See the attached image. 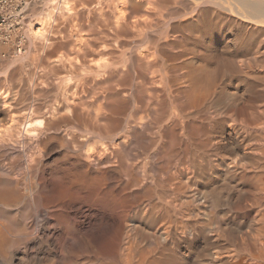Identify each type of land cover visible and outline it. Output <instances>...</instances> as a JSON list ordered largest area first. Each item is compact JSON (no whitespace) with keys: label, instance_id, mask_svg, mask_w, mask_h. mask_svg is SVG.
<instances>
[{"label":"rangeland","instance_id":"1","mask_svg":"<svg viewBox=\"0 0 264 264\" xmlns=\"http://www.w3.org/2000/svg\"><path fill=\"white\" fill-rule=\"evenodd\" d=\"M16 2H19V3H21V5H22V7H23V11H24V15H25V21H24V28H23V30H21L20 31V33H18L17 35L15 34L14 35V37H13V39L11 40V42H8V43H3V42H0V78L2 79H0V94H2V92L3 93H7V94H10L9 96H8V99L10 100V102H9V100H8V103L6 104V106L3 104V103H1V101H0V114H1V119H3V118H5L4 120L6 121V122H8V124H7V126L9 125L10 127H11V125H12V127H11V130H10V132L8 133V135L6 136V135H4L1 139H0V146H1V144H2V146L4 145V142H6V139H7V142L5 143L6 145L4 146V148L3 147H0V150L3 148V151H0V159H1V162H0V183H2L1 185H0V224H2V226H4V228H6V234L4 235V237H1L0 236V264H58L57 262H59V264H61L60 262L61 261H63L62 263L63 264H79L80 262L82 263H85L84 261H86L85 259H87L86 258V256H88V253L84 250H80L81 248L80 247H73V249H75V250H73L72 249V246L70 245V244H72V241H73V239H74V236L77 238V239H83L84 240V236H85V240L88 238V237H86V235L88 234V231L90 232L89 234L90 235H92V237L94 238L95 237V235H98L99 233L98 232H100V234L102 235H100L99 234V236H97V237H95L94 239L96 240H101V239H104V238H106V237H108V236H110L113 232L115 233V231H116V227H117V225L121 222V224L123 223V224H126V223H124V222H127L128 220H129V218L131 217L132 218V216H133V220H135L136 218H137V216H138V218L134 221V226L135 227H138L137 226V224L139 225V227H145V228H143L147 233L148 232H151V233H154L157 229H159V228H161L162 229V231H165L163 228H166V230H169V231H173L172 232V235H173V233H174V239L172 238V240H173V242H174V244H170L169 245V247H172L173 248V246L174 245H176V244H179V247L176 249L177 250V252L179 253L178 255V257H180V261H179V263L178 264H181L182 262H183V264H202V261H204V259L206 258V255H208V253H209V249H210V247L212 248L213 246H216V247H223L224 245L225 246H227V237L228 236H230V235H233L234 233L233 232H231V230H230V228H231V226L229 225V224H233V220H230L229 218H227L228 216H231V214L229 213L228 214V212H227V209L226 208H223L222 210H220L219 211V215H222V216H219V217H216V219H218L220 222H221V229L220 230H217V231H214L212 228H211V226L207 223L208 222V219L207 218H204V216L203 215H200L199 214V211H198V208H199V205H198V203H195V201H194V199L192 198V197H194V194H195V192H196V190L198 189H201V187H202V189H204V188H209V187H212V185L213 186H216V187H221V186H223V183L221 182V180L219 179V178H217V172H221L222 174L223 173H226V169H223V168H225L224 166L222 167V166H220L219 167V162H220V160H222V159H224L223 158V155H224V157H225V159L226 158H230V155H229V153L227 154V151H220V153H219V151H216L214 148H215V143L217 144V145H219V144H221V142H220V139H217V138H220L219 137V135H217L218 133L216 132L217 130L215 129V130H207V132L206 131H203V130H200V129H198V128H194V130H193V124H196L197 126L199 125V126H202L203 127V125L204 126H206V127H208L207 126V124H204L200 119H198V117L195 115V114H190L189 115V117L188 116H186V118H183L182 120H181V123H183L182 121H184V126L182 127L181 126V123H175L174 125H173V123L174 122H176V121H174V122H172V120L174 119V117H173V119L171 120L170 118H172V116H173V114L174 113H176L177 112V109L175 108V105L173 104L172 106L174 107V110H176V111H173V107L171 106V104H170V99H172V101H173V95H171L170 97H172V98H170L169 99V97L167 96V95H165V94H162L161 93V88H159L160 86L158 85L157 86V84H155L157 87H155V85H153L155 88H153V86L152 85H150V84H154V82L153 81H151L150 80V76L152 75V73L151 72H153V71H151V70H155V68L152 66V69H151V65H149L150 67H148V65H146V63L145 62H143L142 63V61H140V59H139V57H138V55H139V52H140V49H143V48H145V46L147 47V48H153L154 47V45H153V41L155 40V41H157L158 40V38L159 37H161V34H162V32H164L165 31V27H164V25L161 23V22H158V20H157V16H156V18L154 17L155 15L152 13L153 11H150V9H148V7L145 9V12H147L146 10L148 9V12H147V15H146V13H144L143 12V9L145 8V7H143V8H141V9H139V10H135V11H133L132 12V20H137V19H139V21L140 22H142L143 21V19L146 21L147 20V22H145V23H142L143 25L141 26V24H138V26H137V30H141V29H138V28H143V30L142 31H144L145 29V31L144 32H138L137 30H136V26H132V27H130L131 29H133V31L132 30H130L129 29V27H124L123 29H120L119 31H115L114 30V26L115 25H113L114 24V18L112 19L113 20V24H112V20L110 19V22H109V18H112V17H114V14L112 13V11L111 12H102V13H99V14H101V16L99 15V14H96V18L94 19L93 17H95V16H93L94 14H89L87 11L86 12H84L85 14H83V11H82V13H80L81 12V10H79V11H77V12H74L73 14L74 15H72V13H68V12H65V13H58L57 12V9H55L54 8V6H55V3L57 2L56 0H15ZM51 1H52V3H51ZM54 3V4H53ZM53 8V9H52ZM55 12H56V14H55ZM138 12V13H137ZM143 12V13H142ZM86 13H88V14H86ZM108 15H107V14ZM109 13H111L110 15H109ZM141 13V14H140ZM52 14H54V15H52ZM77 14V15H76ZM80 14V15H79ZM108 17H106L105 15ZM136 14V15H135ZM51 15V17H46V16H50ZM61 15V16H60ZM68 15H70V16H68ZM84 16V17H82V16ZM87 15H88V17H87ZM103 15H104V17H103ZM141 16V18L140 17H138V16ZM144 15L145 16H147L146 18L147 19H145V17H144ZM52 16H53V18H52ZM58 16V17H57ZM93 16V17H92ZM112 16V17H111ZM143 16V17H142ZM152 16H153V19H151L152 18ZM47 18L46 20H45V18ZM61 17H63L62 18V20H61ZM80 17H82L84 20H85V22H84V20L83 19H81ZM101 17H103V18H105L104 19V24H102V19L103 18H101ZM137 19H136V18ZM44 18V21L45 22H47V24L48 25H46V28H45V31H44V33L45 34H43V36H42V39H41V36H40V39H38V35H36V32H39V31H41V29H42V24H40L39 22H40V20L41 19H43ZM74 18H75V22H74ZM87 18H88V20H89V22H87ZM90 18V19H89ZM57 19H58V22H57ZM80 19H81V22H80ZM92 19H94V22H93V20ZM99 19V20H98ZM101 19V20H100ZM108 19V20H107ZM141 19V20H140ZM151 19V20H150ZM38 20H39V22H38ZM59 20H60V22H59ZM91 20H92V22H91ZM96 20H97V22H96ZM105 20H107V22L105 23ZM148 20H149V22H148ZM157 20V21H156ZM37 21V22H36ZM52 22V23H51ZM64 22V23H63ZM84 22V23H83ZM93 23V24H91V23ZM38 23H39V25H38ZM54 23V24H53ZM57 23H59V24H57ZM85 23H86V26H85ZM109 23V24H108ZM148 23V24H147ZM152 23V24H151ZM155 23V24H154ZM161 23V24H160ZM51 24V25H50ZM57 24V26H55ZM62 24H65V25H63L62 26ZM87 24H89V25H91V26H88ZM111 24H112V26H111ZM76 25V26H75ZM145 25V26H144ZM149 25V26H148ZM150 25H151V27H150ZM63 27V28H61V27ZM64 26H66V27H64ZM106 26H109V27H107L106 28ZM144 26V27H143ZM50 27V29H48L47 30V28H49ZM60 27V28H59ZM111 27V28H110ZM113 27V28H112ZM146 27V28H145ZM153 27H155V28H153ZM164 27V28H163ZM53 28V29H52ZM110 30H109V29ZM128 28V29H127ZM135 28V29H134ZM72 31H71V30ZM112 29V30H111ZM159 29V30H158ZM37 30V31H36ZM109 30V31H108ZM130 30V31H129ZM135 30V31H134ZM148 30H150V31H148ZM155 30V31H154ZM158 30V31H157ZM162 30V31H161ZM35 33H34V32ZM47 31V32H46ZM78 31V32H77ZM110 31H114L113 33L111 32L110 33ZM132 31V32H131ZM137 31V32H136ZM63 32V33H62ZM67 32H69V33H67ZM73 32V33H72ZM79 32H82V33H79ZM116 32H117V34H116ZM136 32V33H135ZM159 33V34H156V35H154L155 33ZM161 32V33H160ZM34 33V34H33ZM61 33H62V35H61ZM143 33H144V37H143ZM147 33V34H146ZM154 33V34H153ZM65 34H66V36H65ZM68 34H71L70 36L68 35ZM73 34V35H72ZM78 36H76V35ZM81 35V37H82V39H80V35ZM114 34H116L117 36H119V37H122V38H119V37H117L116 35H114ZM135 34V35H134ZM152 36V38H151V36ZM35 35V36H34ZM76 36V38H75V36ZM115 37H114V36ZM154 35V36H153ZM176 35V34H175ZM37 36V37H36ZM59 36H62L61 38H62V40H63V43H62V40L60 39V37ZM64 36H65V38H64ZM129 36L131 37V36H133V38L131 37V38H129ZM147 36H149V37H147ZM17 37H21V38H23L24 39V41H25V44H23L24 45V50H23V52H22V54H18V52H17V43H16V40H17ZM66 37L67 38H69L70 40L72 39L74 42H75V40H77V38L78 39H80V40H87L85 43H87L88 42V40H89V44H85L84 42H83V45H82V47L84 48V49H82V50H84V52H83V54L84 53H86V54H84L85 55V57L88 59L87 60V62L90 64H93L94 62V64H99V63H101L100 65H98L99 67H102L103 69L101 70V71H99L98 70V72H97V70H96V65H95V68L93 67L94 66V64H93V66L90 64V65H88L87 64V66H86V68H90L91 67V69H87L86 71L88 72L89 70H91V71H89L90 73H88V75H87V72L86 73H83L84 74V77L81 75V72H85V71H80V69L79 68H77L78 69V72H80V73H78L77 72V69H76V71L73 73L72 72V69H65L63 66H58L57 65V68L58 69H56L55 67H56V65H54L53 64V62L55 61V59H57L58 57H60V56H63L64 54L62 53V52H64V53H66L64 56H67V55H70L71 56V54H72V57H74L75 56V52L73 51L74 50V42H72V40H71V42H70V40L69 39H67L68 40V42H66L67 40H66ZM72 37V38H71ZM85 37H86V39H85ZM117 37V38H116ZM134 37H137V38H134ZM149 38V39H147V38ZM156 37V38H155ZM74 38H75V40H74ZM88 38V39H87ZM116 38V39H115ZM153 38H155L154 40H153ZM50 39V42L48 41ZM66 41H65V40ZM230 39H232V38H230ZM261 39H262V37H261ZM134 40V41H133ZM142 40V41H141ZM144 40V41H143ZM149 40V41H148ZM180 40H182V39H178L177 41L179 42ZM48 41V42H47ZM54 41V42H53ZM137 43H136V42ZM170 41L171 42H173V40H171L170 39ZM133 42H135V44H134V46H133ZM142 42L145 44V42H147L146 44H145V46L142 44ZM56 43V44H55ZM76 43V42H75ZM90 43H93L94 45H90ZM44 44V45H43ZM50 44H51V47H47V46H50ZM59 44H61V45H63V44H65V45H63V46H65L64 48H63V46H61V45H59ZM67 44H70V45H68V47L66 48V45ZM138 44V45H137ZM139 44H142V45H139ZM59 45V46H58ZM71 45H73V47H71ZM84 45H86V46H84ZM87 45H89L88 46V49H87ZM135 45H137V46H135ZM46 46V47H45ZM93 47V46H95V47H93V48H91L94 52H95V54H96V56L94 55V53H93V51L90 49V47ZM128 46V47H127ZM140 47L141 46V48L139 49V48H137V47ZM44 47V48H43ZM62 47V48H61ZM70 47V48H69ZM131 47V49H128V48H130ZM135 47V48H134ZM66 48V49H65ZM105 48V49H104ZM110 50H109V49ZM166 48V49H165ZM85 49H87V50H85ZM104 49V50H103ZM133 49L135 50V52H133ZM137 49H139L138 51H137ZM146 49V48H145ZM89 50V52H85V51H88ZM128 50H130V51H128ZM172 49H169L168 50V48L167 47H164L163 48V51H162V53H163V55H164V57H165V59L167 60V62L169 63V64H172V63H174V64H177V62L175 63V62H173L172 60H173V57H171V55L172 54H176V53H178L180 50L179 49H173V51H171ZM177 50H179L178 52H177ZM70 51V52H69ZM92 51V52H91ZM99 51L101 52V53H99ZM131 51H132V53H131ZM137 51V52H136ZM175 51V52H174ZM69 52V53H68ZM91 52V53H90ZM174 52V53H173ZM88 53V54H87ZM92 53H93V55H94V57L92 56ZM135 53V54H134ZM137 53V54H136ZM60 54H62V55H60ZM98 54V55H97ZM23 55V56H22ZM55 55H56V57H55ZM74 55V56H73ZM87 55V56H86ZM22 56V57H21ZM131 56H133L132 58H131ZM136 56V57H135ZM52 57V58H51ZM90 57V58H89ZM92 58H94V59H92ZM130 60H129V59ZM135 58V59H134ZM251 58H253V57H251ZM51 59V60H50ZM53 59H54V61H53ZM90 59L92 60L91 62H90ZM125 59H126V61H127V59H128V65L129 66H127V62L125 61ZM138 59V60H137ZM131 60H134L133 62L131 61ZM253 60V59H252ZM48 61V62H47ZM49 61H50V63H49ZM97 61V62H96ZM138 61V62H137ZM47 62V63H46ZM104 62H105V68H104V65H102V63L104 64ZM118 63V64H115V63ZM126 62V63H125ZM131 62L133 63V64H131ZM53 65H52V64ZM110 63V64H109ZM131 64V66H130V64ZM178 63H183V61H178ZM46 64V65H45ZM119 64H121V66H119ZM123 64H124V67H122L123 66ZM144 64V65H143ZM109 65V66H108ZM111 65H113V66H111ZM116 65H118L117 67L119 68V70L120 69H122V70H124V71H121V73H120V71L118 70V68L117 69H115V71H114V68H116V67H114V66H116ZM126 65V66H125ZM137 65V66H136ZM146 65V67H147V70L148 71H150V72H148L145 68L146 67H144ZM89 66V67H88ZM134 66H135V68H134ZM63 67V68H62ZM92 67H93V69H92ZM109 67V68H108ZM110 67H111V70H110ZM121 67V68H120ZM53 68H55V69H53ZM126 69V71H125V69ZM95 69V70H94ZM109 70V72H108V70ZM133 69H135L134 71H133ZM141 69V70H140ZM150 69V70H149ZM68 70V71H67ZM69 70H71L70 72H69ZM75 69H73V71H74ZM94 71V74L92 73L93 71ZM118 70V71H117ZM137 70V71H136ZM103 71H105L106 73H103ZM113 71V72H112ZM136 71V72H135ZM146 72V75H147V77H146V75H145V72ZM3 72V73H2ZM77 72V73H76ZM102 72V74H106V75H102V76H100L101 73ZM148 72V73H147ZM72 73V74H71ZM92 73V74H91ZM98 73L100 74V75H98ZM108 73V74H107ZM115 73V74H114ZM120 73V74H119ZM131 73H133L134 75H132ZM142 73H143V75H142ZM81 75L80 77H79V75ZM96 74V75H95ZM123 74H125V76L123 75ZM128 74V75H127ZM139 74V75H138ZM141 74V75H140ZM151 74V75H150ZM6 75V76H5ZM68 75V76H67ZM75 75V77H79L78 78V81H77V78H73V76ZM86 75L88 76L87 78H86ZM89 75H90V79H89ZM91 75H94V76H92V78H91ZM115 75V76H114ZM2 76H4V77H2ZM99 76V77H98ZM107 76V77H106ZM111 76V77H110ZM121 77V76H123V78L121 77V78H119L118 79V77ZM144 76V77H143ZM67 77V78H66ZM68 77H72L73 78V80L71 81V82H69V83H67L68 81H69V79L70 78H68ZM105 77V78H104ZM108 77H110L109 79H108ZM114 77H116V79L114 78ZM146 77V78H145ZM152 77V76H151ZM95 78V79H94ZM98 78V79H97ZM113 78V79H112ZM135 79V80H132V79ZM142 78H143V80H145V81H143L142 80ZM67 79V80H66ZM85 79V80H84ZM92 79V80H91ZM104 79H105V81H104ZM107 79H108V82H107ZM110 79H112V81H114L113 82V85L111 84L112 82L110 81ZM115 79V80H114ZM137 79V80H136ZM138 79H140L141 81V83L143 84H141L140 82H139V80ZM147 79H148V81H150V82H148L147 81ZM86 80H87V82H88V80H90L91 82H88V83H92L91 85L90 84H88L87 82H86ZM94 80H96V81H94ZM102 80V82L104 81V82H106V83H103L102 84V82H100V81ZM126 80V81H125ZM45 81V82H44ZM78 83H77V82ZM83 81V82H82ZM98 81V82H97ZM110 81V82H109ZM133 81V82H132ZM230 81V79L229 80H225V82H227L228 84L230 83V87H229V85L227 84L226 86H228V87H226V94H228V95H231L232 94V97H233V95H234V98H232L233 100H236L237 99V97H238V100H240V98H239V96L241 97V100L240 101H244L245 99H247V94H248V89H244L245 87H247V84H245L244 85V83H246L245 81H242V79L241 80H239L238 82H237V80L234 78H232V82H229ZM66 82V83H65ZM81 82V83H80ZM84 82H86V83H84ZM95 82H97V84L95 83ZM101 84H100V83ZM136 82V83H135ZM153 82V83H152ZM83 84L82 85V87L80 86V84ZM99 83V84H98ZM108 83H110L109 85H106V84H108ZM132 83V84H131ZM139 83H140V85H139ZM242 83H243V85H242ZM65 84V85H64ZM68 86H67V85ZM78 84H79V87H78ZM88 84V85H87ZM116 84V85H115ZM144 84H145V86H144ZM238 85V87H237V85ZM85 85L86 86H88V87H91V88H88V87H85ZM94 85L96 86V87H94ZM106 85V86H105ZM114 85H115V87H114ZM117 85H119V86H117ZM130 85V86H129ZM150 85V86H149ZM137 86V87H136ZM144 86V87H143ZM241 86V87H240ZM69 87H70V90L72 91H69L68 92V89H69ZM73 87V88H72ZM75 87V88H74ZM78 87V89H76ZM84 87V88H83ZM117 87V88H116ZM128 87V88H127ZM132 87V88H131ZM231 87H233V88H231ZM236 87H237V90H238V92H235V90H236ZM64 88H66V89H64ZM86 88V89H85ZM122 88H125V89H127V91H125V89H122ZM131 88V89H130ZM137 90H136V89ZM141 88H143V89H141ZM150 88H153V89H151V91L152 90H154V91H152V92H150ZM229 88V89H228ZM243 88V89H242ZM21 90L19 93H18V91H16V90ZM63 89V90H62ZM74 89V90H73ZM75 89H76V91H75ZM82 89H84V93H85V95L83 94V97H82V95H81V91H82V93H83V90ZM116 89H121L120 91L119 90H117V92H116ZM130 89V90H129ZM145 89H147V90H145ZM149 89V90H148ZM156 89V90H155ZM233 89V90H232ZM12 90H14V91H12ZM78 90V91H77ZM81 90V91H80ZM87 90V91H86ZM123 90V91H122ZM236 90V91H237ZM246 91V93H245V91ZM64 91H65V93H67V94H65L64 93ZM127 92L126 94H125V92ZM134 91V92H133ZM136 91V92H135ZM149 91V92H148ZM9 92V93H8ZM15 92H17V93H15ZM73 92H74V94H73ZM138 92V93H137ZM155 92V93H154ZM230 92V93H229ZM233 92V93H232ZM22 93V95H21V97H20V94ZM60 93H62V94H60ZM75 93H77V94H75ZM118 93V94H117ZM121 93H123L124 95H122ZM130 95H129V94ZM136 93V94H135ZM159 93V94H158ZM237 93V96H235V94ZM246 94V96H245V94ZM18 94V95H17ZM56 94V95H55ZM57 94H60V95H57ZM69 98V99H66L67 97L65 96V95ZM113 94V95H112ZM115 94H117V95H115ZM120 94V95H119ZM161 94H162V96H161ZM241 94V95H240ZM13 97H12V96ZM14 95H15V98H14ZM62 95V96H61ZM65 97H64V96ZM75 95V96H74ZM122 95V96H121ZM131 95H132V97H131ZM145 95V96H144ZM147 95H152L151 97H149V96H147ZM156 95V96H155ZM245 96V97H243V96ZM55 96H59V98H57V97H55ZM78 96V97H77ZM117 96V98L118 99H116L115 97ZM146 96H147V98L148 99H146ZM23 97V98H22ZM124 97V98H123ZM128 99H126V98ZM155 97V99H153ZM160 99H159V98ZM165 97H168L167 98V102H166V100H165ZM13 98V99H12ZM53 98H55V99H53ZM58 99V101H57V99ZM64 98V99H63ZM78 100L79 99V101H80V98H82V101L80 102V103H82L81 105L83 106V107H85V108H83V107H81V105L79 104V102L76 100V99ZM86 98V99H85ZM97 98H99V99H97ZM111 100H110V99ZM119 98H123V99H119ZM129 98H131V99H129ZM236 98V99H235ZM23 99H24V101H23ZM61 99V100H60ZM70 99H71V101H70ZM74 99V100H73ZM114 99V100H113ZM134 99V100H133ZM159 99V100H158ZM169 99V100H168ZM14 100V101H13ZM55 100V101H54ZM60 100V101H59ZM63 100V101H62ZM76 100V101H75ZM83 100L85 101V105H84V102H83ZM131 100V101H130ZM157 100V101H156ZM20 101H22V102H20ZM68 102V103H66V102ZM117 101V102H116ZM130 103H129V102ZM134 101V102H133ZM146 101V102H145ZM154 101H156V102H154ZM159 101V103H157ZM49 102V103H48ZM51 102H52V105H53V107H52V105H51ZM57 102V103H56ZM65 102V103H64ZM73 102V103H72ZM142 102V103H141ZM11 103H13V104H11ZM16 103V104H15ZM20 103V104H19ZM47 103V104H46ZM58 103H59V107H58ZM70 103V104H69ZM126 103V104H125ZM145 103V104H144ZM151 103V104H150ZM166 103H167V105H166ZM56 104V105H55ZM65 104V105H64ZM69 104V105H71L70 107H68L67 105ZM108 104V105H107ZM131 104H132V106H131ZM148 104H150V105H148ZM170 104V105H169ZM3 105V106H2ZM7 105H11V106H7ZM16 105V106H15ZM20 105V106H19ZM48 105H50V106H48ZM62 105H64V106H62ZM72 105H75L74 107L75 108H73V106ZM107 105V106H106ZM115 105V106H114ZM129 105V106H128ZM152 105V106H151ZM153 105H155L156 107H154ZM14 106V107H13ZM18 106L20 107L19 109H18ZM47 108H46V107ZM68 108H67V107ZM77 106H79V107H77ZM110 106V107H109ZM128 106V107H127ZM138 106H141V107H138ZM170 106V107H169ZM7 107V108H6ZM9 107V108H8ZM11 107V108H10ZM58 108V112L57 111H53V113L51 114V111L53 110V108ZM61 107H64V108H62V109H60ZM65 107H66V109H65ZM104 108L103 109V111L101 110L102 108ZM117 107V108H116ZM137 107H138V109H137ZM144 107V108H143ZM7 110H9L10 112V114H11V116L12 115H15V116H12L11 118H9L8 116H6V113L4 114V113H1V112H3V111H5L6 109ZM12 108H14V109H12ZM24 108V109H23ZM36 108H37V110H36ZM40 108L42 109V110H40ZM45 108V109H44ZM52 108V109H51ZM71 108V110H69ZM81 108H83V109H81ZM139 108H141V109H139ZM151 108V109H150ZM22 109V110H21ZM32 109H34V110H32ZM67 109H68V111L69 112H65V111H67ZM81 109V110H80ZM89 111H91L92 112V114H91V112H89ZM105 109H107V110H105ZM133 109V110H132ZM146 109H150V111H148V110H146ZM153 109V110H152ZM156 109V110H155ZM6 110V111H7ZM12 110H15V111H12ZM20 110V111H19ZM46 110V111H45ZM51 110V111H50ZM61 110V111H60ZM81 112V114H80V112ZM83 110V111H82ZM102 112H101V111ZM138 110V112L136 113V111ZM152 110V111H151ZM157 110H158V112H157ZM12 111V112H11ZM16 111H18V112H16ZM36 111V112H35ZM45 111V112H44ZM73 111V112H72ZM98 111V112H97ZM102 113H100V112ZM130 111V112H129ZM140 111V112H139ZM47 112V113H46ZM56 112V113H55ZM77 112H79V114L77 113ZM95 112H96V114H95ZM106 112V113H105ZM128 114H127V113ZM146 112V113H145ZM32 113V114H31ZM37 113V114H36ZM46 113V114H45ZM48 113H50V114H48ZM54 113H55V115H54ZM70 115H69V114ZM72 113V114H71ZM90 115V118L88 117V114ZM104 113V114H103ZM141 113V114H140ZM145 113V115H148V117L147 116H145V115H143ZM151 113H152V115H151ZM158 113V114H157ZM169 113H170V115H169ZM4 114V115H3ZM20 116H24L23 118L22 117H20ZM41 114H43V115H41ZM45 114V115H44ZM57 114H61L60 116L59 115H57ZM86 114V115H85ZM108 114V115H107ZM123 114V115H122ZM127 114V115H126ZM138 114V115H137ZM34 115V116H33ZM36 115H38V116H36ZM43 116L42 118H43V121H42V118H41V116ZM48 115V116H47ZM62 115H64L63 117H61ZM79 115V116H78ZM96 115V116H95ZM99 115V116H98ZM108 117H107V116ZM110 115V116H109ZM140 115V116H139ZM144 116V118H146V120L143 118V116ZM166 115H167V118H166ZM193 115V116H192ZM4 116V117H3ZM40 116V118L39 119H37L36 117H39ZM45 116V117H44ZM53 116L55 117V118H53ZM59 116V117H58ZM69 116V117H68ZM72 116V117H71ZM84 118H83V117ZM98 116V117H97ZM104 116V117H103ZM113 118H112V117ZM129 116V117H128ZM155 116V117H154ZM192 116V117H191ZM194 116H196L197 118H195ZM16 117H19V118H16ZM29 119H28V118ZM36 119H35V118ZM51 117V118H50ZM71 117V118H70ZM86 117V118H85ZM97 117V118H96ZM99 117H100V119H99ZM103 117V118H102ZM105 117H107V118H105ZM135 117V118H134ZM140 117V118H139ZM157 117V118H156ZM14 118H15V120H14ZM32 118H34L33 119V121H31L32 120ZM47 120V121H45V119ZM54 119V121H53V119ZM57 118V122L55 121V119ZM81 118V119H80ZM85 119V121H83V119ZM88 118V119H87ZM91 118H93V119H91ZM95 118V119H94ZM118 118H120V119H118ZM123 118H125V120H126V122L124 123V119ZM130 118V119H129ZM151 118V120H148V119H150ZM153 118V119H152ZM90 119V120H89ZM102 119V120H101ZM129 119V120H128ZM132 119V120H131ZM135 121H134V120ZM162 119H165V120H163L162 122H163V124H161L162 122H161V120ZM166 119H167V121H166ZM168 119H170V120H168ZM20 120H22L21 122H20ZM29 120V123H27L26 125H24L27 121ZM40 120H41V122H40ZM49 120V121H48ZM73 120H75V123H74V121ZM82 120V121H81ZM92 120H96L95 122H93L92 123ZM99 120H101V122L99 121ZM104 120V121H103ZM141 120V121H140ZM145 120V121H144ZM148 120V122H146ZM193 120H195V121H193ZM12 123H11V122ZM16 121V122H15ZM19 121V122H18ZM45 121V122H44ZM79 121H80V123L81 122H83V123H79ZM89 121L92 123H89ZM105 121H107V124H106V122ZM114 121V122H113ZM133 121V122H132ZM136 121H140V123H138V122H136ZM190 123H189V122ZM24 124H23V123ZM31 122H33V123H31ZM38 122H40V123H38ZM48 122H49V124H48ZM51 122V123H50ZM55 122V123H54ZM73 122V123H72ZM84 122H86V123H84ZM130 122V123H129ZM141 122H146L145 124L144 123H141ZM150 122V123H149ZM166 122V123H165ZM200 122H201V124H200ZM11 123V124H10ZM15 123V124H14ZM18 125H17V124ZM20 123H22V125H20ZM38 123V124H37ZM54 123V125H52ZM89 123V124H88ZM100 123V124H99ZM101 123L103 124V126L101 125ZM106 125H105V124ZM152 123V124H151ZM167 123H170V124H168L167 126H166V128L164 129L165 131V135H164V137H163V140L164 141H168L167 142V147L168 148H171L172 146H174V149H176L175 151H166V150H169V149H163V148H158V146H159V144L161 143V141H162V139H159L158 140V138H160V136L158 135L159 134V130H157V129H160L162 126H164V125H166ZM203 123V124H202ZM30 124V125H29ZM35 124H37L38 126H35ZM59 124V125H58ZM76 124L78 125L77 127L78 128H80V126H82L83 127V125H84V128L82 129V127L80 128V129H78V128H76ZM83 124V125H82ZM122 124V125H121ZM132 124H135V125H132ZM137 124V125H136ZM150 124V125H149ZM180 124V125H179ZM16 125H17V127L18 126H22V128H20V127H18V128H20V129H18L17 127H16ZM47 125V126H46ZM56 125V127H58V128H56V127H54ZM72 125V126H71ZM80 125V126H79ZM88 125V126H87ZM96 125V126H95ZM98 125H101V126H98ZM109 125V126H108ZM124 125V126H123ZM138 125H139V127H138ZM161 125V126H160ZM173 125V126H172ZM183 125V124H182ZM25 126V127H24ZM27 126V127H26ZM31 126H33L32 128H31ZM44 126V128H42ZM59 126H60V128H59ZM87 126V127H86ZM93 126H94V128H95V130H91V129H94L93 128ZM107 126V127H106ZM128 126V127H127ZM153 126V127H152ZM156 126V127H155ZM170 128H169V127ZM23 127H24V129H23ZM37 127V128H36ZM49 129H48V128ZM64 127V128H63ZM68 127V128H67ZM104 127V128H103ZM127 127V128H126ZM172 127V128H171ZM177 127H178V129H177ZM182 128V130L183 129H185L183 132H182V130H181V128ZM18 129V130H16V129ZM38 128H40L39 130H34V129H38ZM46 128V129H45ZM54 128V129H53ZM72 130H71V129ZM75 128V129H74ZM89 128V129H88ZM103 128V129H102ZM107 129V131H106V129ZM129 128V129H128ZM131 128H133V130L131 129ZM134 128H136L135 130H134ZM143 128V130H141ZM168 128V129H167ZM177 130H176V129ZM180 128V129H179ZM21 129L23 130V131H21ZM27 129V130H26ZM30 129H32V130H30ZM66 129V130H65ZM76 129H78V130H76ZM86 129V130H85ZM105 129V130H104ZM121 129H123V131H127V132H123ZM140 129V130H139ZM167 129V130H166ZM175 129V130H174ZM14 130V131H13ZM20 130V131H19ZM42 130H44L43 131V134H41L42 132ZM69 130V131H68ZM74 130V131H73ZM76 130V131H75ZM82 130L87 134L85 137L83 136V135H85V133L83 134V132H82ZM87 130H91V132L93 131H95L92 135H90L89 136V134L91 133H89V131H87ZM129 130H130V132H129ZM156 130V131H155ZM161 130V129H160ZM171 130V131H170ZM189 130V131H188ZM16 131V132H15ZM17 131H19L20 133L21 132H23V133H18ZM27 131V132H26ZM38 131H40V132H38ZM46 131V132H45ZM47 131H48V133H49V135L51 134V136H48V135H46V134H48L47 133ZM57 131V133H55ZM68 131V132H67ZM87 131V132H86ZM108 131H110L109 133H108ZM115 131V132H114ZM148 132V134H147V132ZM151 133H150V132ZM168 131V132H167ZM180 131V132H179ZM13 132L15 133V135H13ZM30 132V133H29ZM32 132V133H31ZM34 132H36V133H34ZM51 132H53V133H51ZM62 132V133H61ZM65 132H66V136H68V137H65ZM74 132H77V133H74ZM79 132V133H78ZM99 132V133H98ZM120 132H122L121 134L124 136V137H126V138H122L123 136L121 135H119L118 133H120ZM132 132H133V134H132ZM137 132V133H136ZM153 132V133H152ZM173 132V133H172ZM177 132V133H176ZM199 132V133H198ZM206 132V133H205ZM40 133V134H39ZM45 133V134H44ZM58 133H60V134H58ZM64 133V135L62 136V134ZM69 133H71V134H69ZM101 133V134H100ZM104 133V134H103ZM126 135H125V134ZM149 133H150V135H149ZM174 133H175V135H174ZM182 133H183V135L185 136V135H187L188 137H195V138H197L196 140H201V141H205V140H209L208 141V145L202 150L203 152H204V154L206 153V158L208 159V161H204L203 160V158H201V157H194L193 155H188V157H187V155H185V154H183V156L184 157H186L187 159V161H188V158H189V161H194V163L197 165V166H199L200 167V169H201V171H203V170H205L206 171V174L204 175V176H202V177H197V179H195L193 182L194 183H190V185H187L186 184V181H185V178H186V180H187V178L190 176H188V175H184V176H182L183 177V179H182V177L180 178V179H176V180H173V181H171V185L173 186H171V188H173V189H175V191L173 192V194L171 193L170 194V197L171 196H173V197H171L172 199H174V200H172L171 198L169 199L170 201H172V204H170L169 206V212L171 213V215L169 216H167V219H165L166 217H163V218H161V220L159 221L160 223L158 224V225H155V226H152V228H150L149 227V225H148V223H149V217H151V215L149 214V215H144V217H143V215L142 214H140V212H141V210L145 207L146 209H148L149 210V206H150V204L152 203L151 202V200H153V195H154V185L156 184V182L158 181L157 179H158V175H161V176H164L165 175V171L166 170H163L162 169V167H165L166 166V164H169V169H170V173L173 171H175V168H176V166H175V159H174V155H172V154H175V152L176 153H179L180 151H181V149H179L178 147H180V145L182 144H180V141H178V139L180 138V139H183V147L182 148H184L185 146H184V143L185 142H187L188 140H186L188 137L187 136H182ZM187 133V134H186ZM197 133V134H196ZM201 133V134H200ZM217 133V134H216ZM35 134H37V135H35ZM55 134V135H54ZM58 134V135H57ZM76 134H79V137L81 138H79L78 137V135H76ZM81 134H83V135H81ZM97 135L96 136V138H95V136L94 135ZM103 134V135H102ZM107 134V135H106ZM133 136H132V135ZM181 134V135H180ZM198 134H200L201 136H199ZM21 135V136H20ZM30 135H35V137L33 138L32 136H30ZM43 135V136H42ZM44 135H46V136H44ZM59 135H61V136H59ZM82 137H84V138H82ZM104 135H106V136H104ZM116 135V136H115ZM127 135H129L130 137L128 138V136ZM149 135V137H147ZM154 135V136H153ZM172 135V136H171ZM198 135V136H197ZM215 135H217V136H215ZM27 136V137H26ZM41 136V137H40ZM58 136V137H57ZM75 137L76 136V138H72L75 142H76V144H78L79 142H77V140H78V138L80 139V143H83L86 139H88V140H92V139H94V140H92L91 142L90 141H86L85 143H83V144H78V145H75V143H74V141L71 139V137ZM100 136H102V138H103V136H104V138L105 139H101L100 138ZM118 136V137H117ZM171 136V137H170ZM215 136V137H214ZM6 137V138H5ZM10 137V138H9ZM12 137H15V138H12ZM32 137V138H31ZM40 137V138H39ZM46 137H47V139H46ZM48 137H50V139L48 138ZM60 137V138H59ZM90 137H92V139L90 138ZM117 139H116V138ZM121 137V138H120ZM132 137V138H131ZM187 137V138H186ZM215 139H214V138ZM4 138V139H3ZM22 140H20V139ZM27 138V139H26ZM53 138H54V140H53ZM64 138H66L67 140H65ZM90 138V139H89ZM115 138V139H114ZM119 138V139H118ZM164 138H167V140L166 139H164ZM205 140H204V139ZM211 138V139H210ZM11 139V140H10ZM12 139H14L13 140V142L14 143H12ZM19 140V141H17V140ZM26 139V140H25ZM29 139V140H28ZM31 139H33V142H32V140ZM61 140L60 142H59V140ZM62 139H64L65 141L63 142V140ZM69 139L70 140H72V141H69ZM77 139V140H76ZM97 139H100V140H97ZM125 139V140H124ZM127 139V140H126ZM135 139V140H134ZM152 139V140H151ZM173 139V140H172ZM179 139V140H180ZM50 142H49V141ZM57 140V141H56ZM112 140V141H111ZM115 140V141H114ZM118 140V141H117ZM146 140V141H145ZM169 140H170V142H169ZM2 141V142H1ZM16 141V142H15ZM27 141H29V142H27ZM39 141V142H38ZM54 141V142H53ZM83 141V142H82ZM96 141V142H95ZM104 142V143H102V142ZM110 141V142H109ZM121 141H123V142H121ZM128 141L131 143V146H130V143H128ZM133 143H132V142ZM171 141H172V143H171ZM19 142H21V143H23V144H21V143H19ZM26 142L27 143H30V144H27L26 145ZM34 142H36V144L37 145H35L34 146ZM38 142V143H37ZM46 142V143H45ZM52 142V143H51ZM55 142H57V143H55ZM101 142V143H100ZM121 142V143H120ZM155 142V143H154ZM219 144H218V143ZM8 143H12L11 145L10 144H8ZM51 143V144H50ZM54 143V144H53ZM63 143H64V147H63ZM89 143H90V145H89ZM93 143V144H92ZM94 143H95V146H94ZM102 145H104V144H106V145H104L103 147L102 146H100V144ZM114 143H115V146H114ZM118 143L119 144H121L120 145V148L119 147H117V145H118ZM128 143V144H127ZM136 143V144H135ZM22 146H21V145ZM40 144V145H39ZM41 144H43V145H41ZM46 144V145H45ZM57 144H62L60 147H62V148H60L59 146L57 147ZM74 144V145H73ZM107 144H109V145H107ZM112 144H113V147H110V145L112 146ZM126 144V145H125ZM134 144V145H133ZM155 144L157 145V146H155ZM210 144H212V145H210ZM7 145H9L10 146V148L8 149V148H6V146ZM15 145H16V148H15ZM21 147H20V146ZM28 145H29V148H28ZM54 147V145H55V147L56 148H58V149H56L55 147H54V149H52L53 147ZM72 145H73V148H72ZM80 145H82L83 146V149L80 147ZM89 145V146H88ZM129 145V146H128ZM154 145V146H153ZM14 146V148H12ZM26 146V147H25ZM37 146H40L39 147V149H38V147ZM46 148H45V147ZM67 146V147H66ZM88 146V147H87ZM93 146H94V148L95 149H97V150H95L94 148H93ZM99 146H100V149H102V148H104L105 147V149L106 150H99ZM125 146H126V148H125ZM19 147V148H18ZM23 147H25L24 149H23ZM31 147V148H30ZM37 147V148H36ZM65 147H66V149H65ZM69 147V148H68ZM74 147H78V149L80 150L79 152L81 153L82 152V155L78 152V150H77V148H74ZM91 147V148H90ZM107 147V148H106ZM114 147H116L115 149H114ZM129 147V148H128ZM158 151H156L154 148ZM21 148V149H20ZM44 148H45V150H47V148H48V150H47V153H46V151L44 150ZM64 148V149H63ZM68 148V149H67ZM90 149V152H88L89 150L88 149ZM94 150H93V149ZM123 148V149H122ZM137 148V149H136ZM149 148H153L152 150L151 149H149ZM193 148H195V147H193V146H191V149H193ZM198 148V152L196 153V154H199V152H200V149H199V147H197ZM8 149V150H7ZM15 149V150H14ZM20 149V150H19ZM27 149V150H26ZM34 149V150H33ZM40 149H42L41 150V154H40V151H38V150H40ZM61 149V150H60ZM74 149H76V150H74ZM109 150V152H108V150ZM120 149V150H119ZM122 149V150H121ZM124 149L126 150L125 152H124ZM136 149V150H135ZM139 149H140V151H139ZM190 149V150H191ZM212 149H214V150H212ZM7 150V151H6ZM12 150V151H11ZM19 152H18V151ZM36 150V151H35ZM71 150L73 151V152H71ZM87 150V152H85ZM93 150V151H92ZM99 150V151H98ZM110 150H112L111 152H110ZM156 152H155V151ZM8 151H10V152H8ZM17 151V152H16ZM23 151V152H22ZM27 151H28V153H27ZM29 151H30V155H29ZM34 151H35V153H34ZM63 151V152H62ZM68 151H70V152H68ZM77 151V152H76ZM84 151V152H83ZM91 151L92 152H94V153H91ZM99 154L98 155V157H97V159H95V161H94V159H91V160H93L92 162H91V160L89 161V159L87 158V156H86V153H87V155L90 153V154H94V155H97V153ZM104 151V152H103ZM115 151V152H114ZM120 151H122V153L124 154L123 156H121V152ZM142 151V152H141ZM213 151V152H212ZM39 152V153H38ZM101 152H103V153H101ZM105 152H107L108 154H106ZM114 152V153H113ZM147 152V153H146ZM226 152V153H225ZM9 153V155H7ZM15 155H14V154ZM23 154L24 153V155H19V154ZM43 153V154H42ZM64 153V154H63ZM66 153V154H65ZM76 153H78V154H76ZM96 153V154H95ZM112 153V154H111ZM150 153V155H148ZM155 153V154H154ZM160 153V154H159ZM164 153V155H162V154ZM211 153V154H210ZM223 153V154H222ZM32 154H34V156L32 155ZM44 154H46V155H44ZM67 154L70 156H67ZM102 154V155H101ZM110 154V155H109ZM127 154V156H129V157H131V159L130 158H128L127 156H125ZM151 154L152 155H154V156H156L155 158L156 159H154V156L152 157L151 156ZM222 156H221V155ZM25 155H26V157L28 158H25ZM30 157H29V156ZM67 157H66V156ZM86 157H85V156ZM105 155H108L107 157H108V160L106 159L107 157L105 156ZM113 155L115 156V158L113 157ZM151 158H149L148 156ZM157 155H159V156H157ZM200 155V154H199ZM18 156H20V157H18ZM31 156H32V158H33V160H32V158H31ZM61 156H63V157H61ZM72 156V157H71ZM102 156H103V158H102ZM112 156V157H111ZM173 156V157H172ZM191 158H190V157ZM208 156V157H207ZM218 156V157H217ZM219 156H221L220 158H219ZM39 157V158H38ZM42 157V158H41ZM100 157V159L102 160H100V159H98ZM111 157V158H110ZM124 157V158H123ZM127 157V158H126ZM133 157V158H132ZM169 157V158H168ZM18 158H20V159H18ZM31 158V159H30ZM35 158H37L36 160H35ZM61 158H63V159H61ZM68 158V159H67ZM110 158V159H109ZM114 158V159H113ZM118 158V159H117ZM222 158V159H221ZM23 161H22V160ZM39 159V161H40V163H39V161H38V164H39V166L37 167V165H36V161ZM106 159V160H105ZM112 159V160H111ZM120 159V160H119ZM125 159H128L129 161H125ZM169 159V160H168ZM172 159V160H171ZM206 159V160H207ZM211 159V160H210ZM212 159H215V160H212ZM21 162V163H19V161ZM30 160V161H29ZM69 160V161H68ZM76 160H78V161H76ZM97 160H99V161H97ZM124 160V161H123ZM153 160H155V161H153ZM164 160V161H163ZM216 160H217V162H216ZM25 161H26V163H25ZM62 161V162H61ZM72 162V164L74 163V161H75V165L73 164H70L71 162ZM80 161H81V164H80ZM84 163H83V162ZM104 161V162H103ZM108 163V164H106V162ZM163 163H161V162ZM210 161V162H209ZM216 163H215V162ZM19 163V164H17V163ZM23 162H24V164H23ZM28 162H32V163H28ZM34 162V163H33ZM69 162V163H68ZM76 162H78L77 164H76ZM91 162V163H90ZM97 162V163H96ZM111 162V163H110ZM112 162H113V164H112ZM127 162V163H126ZM129 162V163H128ZM157 163V165H156V163ZM185 162V160L183 159V163ZM201 162H202V164H201ZM208 162L210 163V165H212V166H210V165H208ZM62 163H65V164H62ZM82 163H83V165H82ZM114 163H116V165H117V163H118V166H116ZM126 163V164H125ZM151 163H152V165H151ZM173 163V164H172ZM212 163V164H211ZM218 163V164H217ZM27 164V165H26ZM68 164V165H67ZM92 164V165H91ZM94 164H98L97 166H98V168H97V166L95 165L94 166ZM103 164H105V165H108V166H106L105 167V165H103ZM127 164H128V167H127ZM154 164V165H153ZM204 164V165H203ZM208 166H207V165ZM32 165V166H31ZM58 165H60V167H61V169L62 170H59L60 169V167H58ZM62 165V166H61ZM80 165V166H79ZM82 165V166H81ZM90 165V166H89ZM103 167H102V166ZM160 165H163V166H160ZM185 165H187V164H184V166ZM204 167V169L201 167ZM206 165V166H205ZM217 165V166H216ZM71 166V167H70ZM74 166V167H73ZM76 166V167H75ZM92 166H94V167H92ZM101 166V167H100ZM153 166V167H152ZM174 166V167H173ZM210 166V167H209ZM24 167H25V169H24ZM64 167H66V168H64ZM68 167H70V168H72L73 169V171H72V169H68ZM78 167V168H77ZM80 167H81V169H80ZM173 167V168H172ZM183 167V166H182ZM213 167V168H212ZM216 167V168H215ZM222 167V168H221ZM30 168H32V171L33 172H30L31 171V169ZM41 168H43V170L41 169ZM58 170H57V169ZM74 168H76V169H74ZM84 168V169H83ZM85 168H86V171H88V173L85 171ZM153 168V169H152ZM208 168V169H207ZM30 169V170H29ZM33 169H35V171L33 170ZM37 169V170H36ZM55 169L57 170V172H55ZM97 169V170H96ZM125 169H127V170H125ZM133 169V170H132ZM211 169V170H210ZM212 169H214V170H212ZM216 169V170H215ZM218 169V170H217ZM219 169H220V171H219ZM223 169V170H222ZM253 169H254V171H256L257 170V166H254V167H252V166H250L249 167V169H246V170H240L239 168H237V169H233V171H232V169H230L229 171H228V174H231L230 176H232V179H231V182H230V185L232 186L233 185V182L236 180L237 182H234V185H236V183H237V185L236 186H234L236 189H239V188H237V187H240V188H243V187H245L244 189H246L247 187V185H246V183L245 182H243V179H242V176L246 173H248V175H249V173L251 174V172H253ZM9 170V171H8ZM15 170H16V173H15ZM38 170H39V172H38ZM40 170H42V171H40ZM47 170V171H46ZM53 170V171H52ZM69 170V171H68ZM71 170V171H70ZM75 170H78L77 172L75 171ZM82 170H84V172L82 171ZM96 170V171H95ZM99 170V171H98ZM103 170V171H102ZM155 170V171H154ZM157 170V171H156ZM225 170V171H224ZM30 172V174L28 173V172ZM37 171V172H36ZM43 171H45V173L43 172ZM59 171H61L60 172V175H59ZM64 171V172H63ZM80 171V172H79ZM91 171V172H90ZM100 171H102V173H104V174H102L101 175V172ZM120 171V172H119ZM122 171H126V174L124 173V172H122ZM132 171V172H131ZM135 171V172H134ZM154 171V172H153ZM210 171V172H209ZM240 171H241V173H240ZM242 171H244V172H242ZM42 172V173H41ZM51 172H52V174H51ZM53 172H54V174H53ZM68 172H70V173H67ZM79 172V173H78ZM86 172V174H84L86 177H87V175H88V177H87V179H85L86 177H83L80 173H85ZM96 173L97 172V174H93V173ZM105 172H106V174H105ZM172 172V173H173ZM213 173V175L211 176V174ZM240 173L239 175H238V173ZM13 173H14V175H13ZM27 173V174H26ZM32 173V174H31ZM35 173H37V174H35ZM40 173H41V176H42V179H40ZM55 173H57V175L55 174ZM66 173V174H65ZM76 173V174H75ZM98 173H100V175H101V179H98V181L100 182V183H98L97 181H96V179L97 178H100L99 176V174ZM120 173L123 175H120ZM154 173V174H153ZM157 173H159V174H157ZM244 173V174H243ZM43 174V175H42ZM51 174V175H50ZM68 175L67 177H64L65 175ZM74 174V175H73ZM79 174L81 175V178H79L80 176H79ZM156 174V175H155ZM46 175V176H45ZM53 175H55L54 177H53ZM64 175V176H63ZM71 175V176H70ZM73 175V176H72ZM76 175H78V176H76ZM90 175V176H89ZM91 175H94V176H91ZM99 175V176H98ZM132 177H131V176ZM206 175H208V180H209V178H211L212 177V179L214 180V181H212V182H210V183H208V181H206L207 180V176ZM235 177H234V176ZM14 176V177H13ZM37 176V177H36ZM56 176H57V178H56ZM60 176V177H59ZM70 176V177H69ZM75 176V177H74ZM96 176V177H95ZM105 177L106 179H104L103 177ZM122 176V177H121ZM125 176H127L126 178H125ZM130 176V177H129ZM213 176H215V177H213ZM239 176V177H238ZM46 177V179L44 180V178ZM48 177H49V179H48ZM50 177L52 178H54L55 180H52V179H50ZM59 177V178H58ZM61 177H62V179H61ZM77 177H78V180H77ZM82 177H83V179H82ZM90 177V178H89ZM142 177H144L143 179H144V181H143V179H142ZM206 177V178H205ZM237 177V178H236ZM241 177V178H240ZM32 180H31V179ZM40 180H39V179ZM129 178V179H128ZM134 178V179H133ZM153 178V179H152ZM155 178V179H154ZM235 178V179H234ZM5 179H7V180H5ZM10 179H11V181H10ZM37 179V180H36ZM58 179H60V181L58 180ZM80 179H82L83 181H84V183L86 182V180L89 182V184H88V182H86V186L84 185V184H82L83 183V181L81 180V181H79ZM102 179H104V180H102ZM136 179V180H135ZM149 181H148V180ZM151 179V180H150ZM240 179V180H239ZM3 180V181H2ZM9 180V181H8ZM32 181V185H31V182L30 181ZM39 180V181H38ZM52 180V182L53 181H55L53 184L54 185H52L51 186V184H52V182H50ZM64 180V181H63ZM75 180H77V182L75 181ZM128 180V181H127ZM140 180H142V181H140ZM200 180H201V182H200ZM204 180V181H203ZM232 180H234L233 182H232ZM19 181V182H18ZM36 181V182H35ZM43 181V182H42ZM46 181V182H45ZM74 181V183H72ZM79 181V182H78ZM118 181V182H117ZM152 181V182H151ZM154 181H155V183H154ZM199 181V182H198ZM217 181V182H216ZM238 181H239V184H238ZM16 182H17V184H16ZM39 182H41V183H39ZM49 182H50V184H49ZM59 182V183H58ZM96 182V183H95ZM104 182V184H106V185H102V183ZM129 182V183H128ZM140 182H142V183H140ZM145 182V183H144ZM146 182H147V184H146ZM149 182H150V184H149ZM203 182V183H202ZM205 182H207V183H205ZM214 182H216V183H214ZM220 182V183H219ZM244 183L243 185H242V183ZM10 183V184H9ZM13 183V184H12ZM28 183V184H27ZM80 183V185L82 184L83 185V187H82V185L79 187L78 186V184ZM153 183V185H151ZM178 183V184H177ZM199 183H200V185H199ZM205 183V184H204ZM212 183V184H211ZM36 184V188H35V185ZM60 184H62V185H60ZM63 184H64V187H63ZM76 184V185H75ZM87 184H88V186L89 187H87ZM94 186H92V185ZM115 184V185H114ZM117 184V185H116ZM133 184H135V186L133 185ZM140 184H141V187H140ZM145 184V185H144ZM175 184V185H174ZM180 184V185H179ZM195 184V185H194ZM208 184H210L211 186H208ZM217 184V185H216ZM242 186H241V185ZM38 185H39V187H38ZM110 185V186H109ZM114 187H113V186ZM203 185H204V188H203ZM51 186V187H50ZM53 186H55L54 188H53ZM61 187V189L63 190H59V188ZM70 186V187H69ZM84 186H85V188L86 189H84L85 190V193H84V191H83V188H84ZM102 186H103V191H102ZM111 186H112V188H111ZM117 186V188H115ZM145 186L146 187H149V188H145ZM170 186V185H169ZM201 186V187H200ZM206 186H208V187H206ZM43 187H45V188H43ZM58 187V189H57V192L56 191H52L53 189L55 190L56 188ZM106 187H109V188H106ZM120 187V188H119ZM192 187V189H190ZM196 187V188H195ZM35 189V190H32V189ZM44 189L45 190V192L46 193H48V194H46L44 191V193L41 191L42 189ZM53 188V189H52ZM65 188V189H64ZM96 188V189H95ZM97 188H101L100 189V192H99V189H97ZM119 188V189H118ZM194 188V189H193ZM36 189H38V190H36ZM47 189H51L50 191L49 190H47ZM70 189H71V191H70ZM74 189H75V192H74ZM79 189V190H78ZM92 189V190H91ZM107 189V190H106ZM115 189H116V192H117V195H116V193H115ZM72 190H73V192H72ZM95 190V193H93V191ZM121 190V191H120ZM140 190V192H136V191H139ZM151 190H152V192H151ZM35 191V192H34ZM43 193H41V192ZM51 193H49V192ZM70 191V192H69ZM76 191H77V194H76ZM79 191V192H78ZM97 191V192H96ZM110 192L111 194H109L108 192ZM114 191V192H113ZM32 192V193H31ZM34 192V193H33ZM39 192V193H38ZM53 192V193H52ZM56 192V193H55ZM74 193L75 194V196H74V194H72V193ZM81 192V193H80ZM89 192H91L90 194L92 195L91 197H89L90 196V194H89ZM98 192H99V194H98ZM103 192V193H102ZM133 192H134V195H135V197H134V195H133ZM142 192V193H141ZM193 192H194V194H193ZM32 195H31V194ZM37 193H38V195H37ZM80 193V195H78ZM84 193V194H83ZM86 193H87V195H86ZM100 193H102V194H100ZM104 193H105V195H104ZM120 193H122V194H120ZM123 193H124V195H123ZM136 193V194H135ZM152 193V194H151ZM188 193V194H187ZM191 193L193 194V195H191ZM31 195V197H34L35 199L34 200H32V198L30 197V195ZM34 194H36V195H34ZM40 194H42L43 195V197H44V201H43V197H42V199L41 198H39V197H41L42 195H40ZM44 194H45V196H44ZM68 194V195H67ZM88 194H89V196H88ZM95 194V195H94ZM96 194H97V196H96ZM106 194H107V196L109 195V197L107 198V196H106ZM112 194H115L114 196L112 195ZM178 194V195H177ZM27 195V196H26ZM40 195V196H39ZM84 195V196H83ZM86 195V196H85ZM120 195H123V196H120ZM129 195V196H128ZM132 195V196H131ZM136 195H137V197H136ZM176 195H177V197H176ZM181 195V196H180ZM23 196H24V198H23ZM28 196H29V198H28ZM38 196V197H37ZM48 196V197H47ZM71 196V197H70ZM88 196V198H87V201H86V197ZM96 196V197H95ZM98 196H100L99 198H101V199H98ZM103 196V197H102ZM104 196L107 198V199H110L109 201H111V202H109V201H107L106 202V200H104L105 202H106V204H108V203H111L109 206L108 205H106V204H104L105 202L103 201V199L102 198H104ZM115 198V200L113 199V197ZM27 199H26V198ZM37 197V198H36ZM50 197H51V199H50ZM77 197V198H76ZM81 197V198H80ZM93 197H95L93 200H92V198ZM182 197V198H181ZM39 198V199H38ZM45 198H46V200H45ZM54 198V199H53ZM81 200V201H79V199ZM84 198V199H83ZM89 198H91V199H89ZM120 198V199H119ZM122 198V199H121ZM191 198V199H190ZM24 199V200H23ZM31 199V200H30ZM43 201H41V200ZM68 199V200H67ZM84 201H83V200ZM97 201H96V200ZM116 199H119L120 200V203H118L119 201H117ZM140 199H142L141 201H139ZM187 200V202H186V200ZM188 199H190V200H188ZM18 200H19V203H21L20 204V206H19V203H17L18 202ZM22 200V202H20ZM39 200V203L38 204H40V205H37V203H36V201H38ZM67 200V203L65 202ZM69 200H73V201H69ZM92 200V201H91ZM100 200H102V201H100ZM147 200V201H146ZM30 201V202H29ZM33 201V202H32ZM46 201V202H45ZM79 201V202H78ZM86 201V202H85ZM88 201H91V202H88ZM95 201V202H94ZM126 201V202H125ZM149 201V202H148ZM16 202V203H15ZM28 202V203H27ZM32 202V203H31ZM59 202H60V204H59ZM69 202H70V204H69ZM72 202V203H71ZM73 202H74V204H76V205H74L73 204ZM83 204H82V203ZM99 202H101V203H99ZM104 202V203H103ZM112 202L114 203V206H113V204H112ZM138 202V203H137ZM145 202V203H144ZM176 202V203H175ZM14 203V204H13ZM24 203V204H23ZM25 203H26V205H25ZM35 203V204H34ZM86 203V204H85ZM95 203H96V205H95ZM98 203V204H97ZM140 203V204H139ZM148 203V204H147ZM7 204V205H6ZM9 204V205H8ZM13 204V205H12ZM57 204H59V205H57ZM64 204V205H63ZM85 204V205H84ZM95 205V208H94V205ZM99 204H101V206L99 205ZM104 204V205H103ZM115 204H117V205H115ZM139 204V205H138ZM176 204V205H175ZM2 205H5V206H2ZM22 205V206H21ZM32 206V208H31V206ZM64 206V208H62V206ZM69 206V209L67 208L68 206ZM71 205V206H70ZM90 205H92V206H90ZM145 205V206H144ZM149 205V206H148ZM184 205V206H183ZM56 206H57V208H56ZM81 206V207H80ZM105 206L106 207V209L108 210V211H106L105 212V208H103V207ZM118 206V208H116V207ZM139 206V207H138ZM177 206H178V208H177ZM187 206V207H186ZM189 206V207H188ZM17 207H19V208H17ZM25 208V210H24V208ZM42 207V208H41ZM49 207V208H48ZM84 207V208H83ZM89 207V208H88ZM91 207V208H90ZM97 207V208H96ZM100 207V210H98V208ZM108 207V208H107ZM113 207V208H112ZM115 207V208H114ZM121 207V208H120ZM132 209H131V208ZM141 207V208H140ZM183 207H185V208H183ZM191 207H193V208H191ZM197 207V208H196ZM4 208V209H3ZM40 208V209H39ZM50 209V210H48V209ZM71 208H74V210L73 209H71ZM82 210H81V209ZM86 208V209H85ZM92 208H94V209H92ZM103 209V212H105V213H103L102 212V209ZM111 208L113 209V211L111 210ZM136 208V209H135ZM172 208H176V209H172ZM191 208V209H190ZM52 209H53V211H52ZM62 209V210H61ZM76 209V210H75ZM77 209H79V210H77ZM83 209H85V210H83ZM88 209L89 210H91V211H88ZM110 209V210H109ZM115 209V210H114ZM141 209V210H140ZM186 211H185V210ZM65 210H68V211H65ZM71 210V211H70ZM95 210V211H94ZM98 210V211H97ZM119 210V211H118ZM132 210V211H131ZM138 211V212H136V211ZM194 210V211H193ZM196 210V211H195ZM38 211H39V214H38ZM47 211H48V213H47ZM50 211H51V213H50ZM57 211V212H56ZM62 211V212H61ZM78 211V212H77ZM110 211H112V212H110ZM114 211H116V212H114ZM124 212V214H122L123 212ZM127 211H129V212H127ZM182 212V214L180 213V212ZM185 211V212H184ZM189 211H193L192 213L191 212H189ZM226 211V212H225ZM53 212V213H52ZM59 212H60V216H59ZM65 212V216L62 214V213H64ZM68 212H70V213H68ZM80 212H84L83 214L82 213H80ZM86 212V213H85ZM99 212H101V213H103V214H105V215H103V214H101V213H99ZM108 212H110V213H108ZM113 212H114V214H113ZM118 212H119V214H118ZM126 212L128 213V214H126ZM174 212V213H173ZM41 213V214H40ZM43 213V214H42ZM44 213H45V215H44ZM50 213V214H49ZM56 213V214H55ZM58 213V214H57ZM88 213V214H87ZM107 213V214H106ZM120 213H121V216H120ZM133 213H137L136 214V216L133 214ZM187 215H186V214ZM196 213H198V215H196ZM227 213V214H226ZM52 214V215H51ZM62 214V215H61ZM66 214H68V215H66ZM70 214V215H69ZM94 214V215H93ZM96 214L98 215V216H96ZM116 214V215H115ZM174 214V215H173ZM192 214V215H191ZM195 214V215H194ZM42 215L45 217V220H47L48 219V221H45L44 220V217H42ZM48 215H50V216H48ZM92 215V216H91ZM124 215V216H123ZM41 216V217H40ZM56 216V217H55ZM62 216V217H61ZM74 216H75V220L73 219L74 218ZM78 216V217H77ZM80 216V217H79ZM86 216V217H85ZM95 216V217H94ZM103 216V218H105L106 219V223H105V219H103V218H101ZM107 216H108V218H107ZM110 216V217H109ZM114 216V217H113ZM120 218H119V217ZM174 216V217H173ZM176 216V217H175ZM188 216H189V218H188ZM224 216V217H223ZM246 216V217H245ZM253 218L254 216H252V215H244V218H249V219H252L251 217ZM38 217V218H37ZM40 217V218H39ZM52 217H54V218H52ZM70 217H72V219H73V221H74V223H73V221H71L72 219L70 218ZM83 217V218H82ZM87 218V219H85V218ZM92 217H94V219L92 218ZM116 217V218H115ZM117 217H118V220H117ZM122 217V218H121ZM125 217H127L125 220H123ZM134 217H136V218H134ZM173 217V218H172ZM193 217V218H192ZM6 218L8 219V220H6ZM47 218V219H46ZM58 218H59V221H58ZM69 219V220H67V219ZM76 218H78V219H76ZM98 218V219H97ZM113 218V219H112ZM148 220H146V219ZM171 218V219H170ZM175 218H176V221H175ZM196 218H199V219H197V221H195L196 220ZM39 219V220H38ZM51 219V220H50ZM54 221H53V220ZM55 219H57V220H55ZM82 219V220H81ZM84 219V220H83ZM104 221H103V220ZM114 219H115V221H114ZM139 219H142L141 220V222H139L140 220ZM145 221H147V222H145ZM172 219H173V221H172ZM188 219V220H187ZM195 219V220H194ZM221 219V220H220ZM42 220V221H41ZM62 220V221H61ZM65 220V221H64ZM99 220V221H98ZM108 220V221H107ZM114 222H113V221ZM117 220V221H116ZM138 220V221H137ZM165 220V221H164ZM171 222H170V221ZM181 220V221H180ZM187 220V221H186ZM203 220V221H202ZM7 221V222H6ZM62 223H61V222ZM63 221H64V223H63ZM68 221H70V222H68ZM84 222V224H82L83 222ZM88 221H90V222H88ZM102 223H101V222ZM109 221H111V223L109 222ZM124 221V222H123ZM137 221V222H136ZM166 221H168V223L166 222ZM185 223H183V222ZM186 221V222H185ZM207 221V222H206ZM224 221V222H223ZM231 221V222H230ZM233 221V222H232ZM35 222H36V225L37 226H35ZM44 222L45 224L46 223H48V224H42V223ZM57 222H59L60 223V225H61V227H59L60 225H59V223L58 224H56ZM80 224H79V223ZM94 224H92V223ZM95 222V223H94ZM163 222V223H162ZM166 222V223H165ZM182 222V223H181ZM196 224H195V223ZM199 222V223H198ZM204 224H203V223ZM205 222H206V224H205ZM227 222V223H226ZM229 222V223H228ZM87 223V224H86ZM91 223V227H89L90 225L89 224ZM99 224V226L98 225H96V224ZM108 223V224H107ZM141 223V224H140ZM142 223H143V225H142ZM171 223H172V225H171ZM175 223V224H174ZM180 225H178V224ZM190 223H191V225H190ZM225 223H226V225L227 226H225ZM40 224V225H39ZM52 224V225H51ZM70 224V231H69V229L67 228L68 227V225ZM74 224H75V226H74ZM77 224V225H76ZM102 226H101V225ZM111 224V225H110ZM116 224V226H114ZM145 224V225H144ZM147 224V225H146ZM160 224H162V225H160ZM173 224H174V226L176 225V227L177 228H175V227H173ZM182 224H184V225H182ZM202 224V225H201ZM33 225V226H32ZM39 225V226H38ZM65 225V226H64ZM82 225V226H81ZM89 225V226H88ZM185 225H187L186 227L187 228H189V229H187L186 227H185V229L184 230H182V228L185 226ZM190 225V226H189ZM194 225H195V227H194ZM223 225H224V227H227L228 229L226 230V228H224L223 227ZM31 226V227H30ZM41 226V227H40ZM55 226H57V228L55 227ZM66 227V228H64V227ZM74 226V227H73ZM78 226H80V227H78ZM94 227V229H93V227ZM105 226H108V228L107 227H105ZM113 226V228H111V230H110V227H112ZM167 226V227H166ZM170 226V227H169ZM181 226H182V228H181ZM189 226V227H188ZM199 226V227H198ZM204 227V228H202V227ZM229 226V227H228ZM37 227V228H36ZM64 229H63V228ZM72 227V228H71ZM78 228V229H76V228ZM85 229H84V228ZM89 227V228H88ZM104 227H105V230H104ZM138 227V228H139ZM173 227V228H172ZM30 228V229H29ZM35 228V231L33 230ZM58 228H60V230L58 229ZM78 230L77 232L74 230ZM149 228V229H148ZM156 228V229H155ZM181 228V229H180ZM191 228H193V231H192V229ZM198 228V229H197ZM200 228V229H199ZM223 228V229H222ZM62 229V230H61ZM72 229V230H71ZM82 229H83V231H82ZM88 231H87V230ZM90 229H91V231H90ZM147 229V230H146ZM174 229V230H173ZM176 229V230H175ZM197 229V230H196ZM202 229H204V231L202 230ZM207 229V231H205ZM34 231V232H31V231ZM65 230V231H64ZM67 230V231H66ZM93 230H95V231H93ZM102 230L104 231V232H102ZM183 231L182 233L180 232V231ZM190 230V231H189ZM212 230V231H211ZM37 231H38V233H37ZM87 231V232H86ZM107 231V233H105ZM113 231V232H112ZM176 233H175V232ZM177 231H179V233L177 232ZM187 231H188V233H187ZM201 231V232H200ZM245 231V230H244ZM64 232V233H63ZM69 232V233H68ZM75 232H76V234L78 235H76L75 234ZM79 232H81V233H79ZM84 232V233H83ZM96 232V233H95ZM108 232L109 233H111V234H108ZM204 232V233H203ZM209 232V233H208ZM215 232V233H214ZM220 232V233H219ZM229 232H230V235H229ZM59 233V234H58ZM61 233V234H60ZM66 233V234H65ZM69 235H68V234ZM73 233H74V235H73ZM93 233H94V236H93ZM98 233V234H97ZM195 235H194V234ZM198 233V234H197ZM200 233H202V234H200ZM245 233V232H244ZM47 235V237H46V235ZM56 234H58V236H56ZM65 234V235H64ZM73 236H72V235ZM82 234H84V235H82ZM86 234V235H85ZM104 234H105V236H104ZM180 234V235H179ZM181 234H184V235H182L181 236ZM186 234V235H185ZM190 234V235H189ZM193 234V235H192ZM206 236H205V235ZM209 234V235H208ZM216 234V235H215ZM227 236H226V235ZM53 235V236H52ZM67 235V236H66ZM83 237H82V236ZM178 235V236H177ZM189 237H188V236ZM236 235V237H237V239H239L238 238V234H235ZM29 236V237H28ZM54 236H56V237H54ZM62 237V240L60 241V239H61V237ZM64 236H65V238H64ZM68 236L70 237V238H68ZM80 236V237H79ZM186 236V237H185ZM191 236H193L192 238H191ZM200 236H202V237H200ZM204 236V237H203ZM60 237V238H59ZM82 237V238H81ZM99 237V238H98ZM104 237V238H103ZM188 237V238H187ZM219 237V238H218ZM226 237V238H225ZM64 238V239H63ZM75 238V239H76ZM183 238V239H182ZM202 238H203V241H202ZM206 238V239H205ZM217 238H218V240H217ZM57 241H56V240ZM59 239V240H58ZM176 239H178L179 241H181V242H179V243H176L177 241H176ZM181 239V240H180ZM186 239V240H185ZM188 239V240H187ZM194 239V241H192ZM207 241V243L205 242V240ZM67 240V241H66ZM71 240V241H70ZM84 240V241H85ZM90 240V238H88L87 239V241H89ZM196 240V241H195ZM209 240H211V241H209ZM214 240H216V242L214 243L213 241ZM65 241L67 242V243H69V244H66L65 243ZM70 241V242H69ZM82 241V240H81ZM185 241V242H184ZM187 241V242H186ZM222 241V242H221ZM54 242H55V244H54ZM63 242V243H62ZM190 242V243H189ZM192 242V243H191ZM2 243V244H1ZM58 243V244H57ZM65 243V244H64ZM196 243V244H195ZM211 243V244H210ZM224 245H223V244ZM226 243V244H225ZM229 243V242H228ZM62 244V245H61ZM181 244V245H180ZM205 246H204V245ZM215 244V245H214ZM217 244V245H216ZM222 244V246H220ZM54 245H55V247H54ZM66 245H68V246H66ZM71 247H70V246ZM173 245V246H172ZM195 245V246H194ZM199 245V246H198ZM57 246V247H56ZM58 246H59V248H58ZM61 246H63L62 248H64L65 247V249H62L61 248ZM185 246H187L186 248H185ZM197 246V247H196ZM190 247V248H189ZM196 247V248H195ZM202 249H201V248ZM204 247H206V248H204ZM55 248V249H54ZM58 248V249H57ZM62 250H61V249ZM71 248V249H70ZM172 248H170V249H172ZM182 248V249H181ZM68 249V250H67ZM80 250L81 252H82V254L84 253V254H86V255H80L81 253L79 252L78 253V251L77 250ZM82 249H85L84 248V246H83V248ZM173 249H175V248H173ZM190 249V250H189ZM207 251H206V250ZM56 250V251H55ZM70 250H73V253L74 254H70ZM180 250V251H179ZM186 250V251H185ZM204 250V251H203ZM58 251V252H57ZM63 251H66V252H63ZM69 251V252H68ZM75 251V252H74ZM191 251V255H190V252ZM3 252V253H2ZM59 252L60 253H64V255H62V254H60L59 255ZM72 252V251H71ZM193 252V253H192ZM69 255H68V254ZM182 253V254H181ZM185 253V254H184ZM189 255H188V254ZM206 253V254H205ZM66 254H67V256H66ZM76 254L77 255H79L80 256V259H79V256H76ZM182 256H181V255ZM7 255H8V257H7ZM59 255V256H58ZM73 255V256H72ZM192 255H194V256H192ZM224 256H221L222 258H225L227 255L224 253L223 254ZM61 256V257H60ZM63 256V257H62ZM69 256H71V257H69ZM74 256H76V258L78 259V260H76V258L74 257ZM82 256V257H81ZM191 256V257H190ZM199 256V257H198ZM202 256V257H201ZM60 257V258H59ZM65 257V258H64ZM73 257V258H72ZM85 257V258H84ZM197 257V258H196ZM64 260H66V261H64ZM191 258V259H190ZM196 260L197 262H195L194 260ZM56 259H58V260H56ZM71 259V260H70ZM72 259H73V262H72ZM75 259V260H74ZM190 259V260H189ZM82 260V261H81ZM183 260V261H182ZM202 260V261H201ZM57 261V262H56ZM76 261V262H75ZM200 261V262H199ZM188 262V263H187ZM193 262H195V263H193ZM205 262V261H204ZM203 262V263H204ZM80 263V264H81ZM82 263V264H83ZM204 264H207V263H204Z\"/></svg>","mask_w":264,"mask_h":264},{"label":"bare ground","instance_id":"2","mask_svg":"<svg viewBox=\"0 0 264 264\" xmlns=\"http://www.w3.org/2000/svg\"><path fill=\"white\" fill-rule=\"evenodd\" d=\"M57 2L55 3V6H54V8L55 9H57V12L58 13H65V12H68L69 14L70 13H72V15H74L73 13L74 12H77V11H79V10H81V12L80 13H82V11H83V14H85L84 12H88L90 15L91 14H94L93 16H95V17H93L94 19L96 18V14H99V13H102V12H111L112 11V13L114 14V17H112V18H109V22H110V19L112 20L113 18V20H114V24H113V20H112V24L113 25H115L114 26V30L115 31H119L120 29H123L124 27H129V29L130 30H132L133 31V29H131L130 27H134V26H138V24H141V26L143 25L142 23H145V22H147V20L145 21L144 19H143V21L142 22H140L139 21V19H137L138 17H140L141 18V16H138L136 19L137 20H132V12L133 11H135V10H139V9H141V8H143V7H145L144 9H143V12L144 13H146V15H147V12H148V9H150V11H153L152 13L155 15L154 17L156 18V16H157V20H158V22H161L163 25H164V27H165V31L164 32H162V34H161V37H159L158 38V40L157 41H155L154 39L156 38H153V45H154V47L153 48H147L146 46H145V44L147 43V42H145V44L142 42V44L145 46V48H143V49H140L141 48V46L139 47H137V48H139L140 49V52H139V55H138V57H139V59H140V61H142V63L143 62H145L146 63V65H148V67H150L149 65H151V69H152V66L155 68V70H151V71H153V72H151L152 73V77L150 76V80L151 81H153L154 82V84H150V85H155V84H157V86L159 85L160 87L159 88H161V93L162 94H165V95H167L168 97H169V99L170 98H172V97H170L171 95H173V101H172V99H170V104H171V106L174 104L175 105V108L177 109V112L176 113H174L173 114V116H172V118H170L171 120L173 119V117H174V119L172 120V122H174V121H176V122H174L173 123V125L175 124V123H181V120L183 119V118H186V116H188L189 117V115L190 114H195L197 117H198V119H200L204 124H207V126L208 127H206V126H204L203 125V127L202 126H197L196 124H193V130H194V128H198V129H200V130H203V131H206L207 132V130H217L216 132L218 133H216L217 135H219V137L220 138H217V139H220V142H221V144H219L218 142V144L219 145H217L216 143H215V150L216 151H219V153H220V151H227V154L229 153V155H230V158H226L225 159V157H224V155H223V158L224 159H222V160H220V162H219V167L220 166H224L225 168H223V169H226L227 171H226V173H221V172H217V178H219L220 180H221V182L223 183V186H221V187H216V186H213L212 185V187H209V188H204V185H203V188L204 189H202V187H201V189H197L196 190V192H195V194H194V192H193V194H194V197H192L193 199H194V201H195V203H198V205H199V208H198V211H199V214L200 215H203L204 216V218H207L208 219V224L211 226V228L214 230V231H217V230H220L221 229V225L223 224H221V222L218 220V219H216V217H219V216H222V215H219L220 213H219V211L220 210H222L223 208H226L227 209V212H228V214L230 213L231 214V216H228L227 218H229L230 220H233L232 222H233V224H229L230 226H231V228H230V230H231V232H233L234 234L233 235H230V232H229V235L230 236H228L226 239H227V241L229 242H227V246H225L223 243V247H216V246H213L212 248L210 247V249H209V253H208V255H206V258L204 259V261H202V264H204V263H207V264H264V0H56ZM13 2H14V5L15 6H18V4H20L21 5V3H19V2H16L15 0H13ZM51 3H52V1H51ZM54 4V3H53ZM148 7V9L146 10L147 12H145V9ZM53 9V8H52ZM142 12V13H143ZM22 13H23V16H24V21H25V15H24V11H23V8H22ZM88 13H86V14H88ZM138 13V12H137ZM55 14H56V12H55ZM66 14V13H65ZM107 14V13H106ZM111 13H109V15H110ZM141 14V13H140ZM52 15H54V14H52ZM77 15V14H76ZM80 15V14H79ZM100 16H101V14H99ZM105 15V14H104ZM104 15H103V17H104ZM108 15V14H107ZM136 15V14H135ZM61 16V15H60ZM68 16H70V15H68ZM82 16V15H81ZM106 16V15H105ZM46 17H51V15L50 16H46ZM58 17V16H57ZM82 17H84V16H82ZM82 17H80L81 19H83ZM87 17H88V15H87ZM103 17H101V18H103ZM107 17V16H106ZM109 17V16H108ZM107 17V18H108ZM143 17V16H142ZM144 17H145V19H147L146 17L147 16H145L144 15ZM45 18V17H44ZM44 18L43 19H41L40 20V22H39V20H38V22L40 23V24H42V29H41V31H39V32H36V35H38L39 37H38V39H40V36H41V39H42V36H43V34H45L44 33V31H45V28H46V25H48L47 24V22H45L44 21ZM52 18H53V16H52ZM62 18L63 17H61V20H62ZM85 18V17H84ZM47 18H45V20H46ZM81 19H80V22H81ZM90 19V18H89ZM94 19H92L93 20V22H94ZM104 19L105 18H103L102 19V24H104ZM151 19H153V16H152V18ZM150 19V20H151ZM84 20V19H83ZM92 20H91V22H92ZM99 20V19H98ZM101 20V19H100ZM108 20V19H107ZM107 20H105V23L107 22ZM141 20V19H140ZM156 20V21H157ZM24 21H23V24H24ZM37 22V21H36ZM57 22H58V19H57ZM59 22H60V20H59ZM74 22H75V18H74ZM84 22H85V20H84ZM83 22V23H84ZM87 22H89V20H88V18H87ZM90 22V23H91ZM96 22H97V20H96ZM148 22H149V20H148ZM39 23H38V25H39ZM52 23V22H51ZM61 23V22H60ZM64 23V22H63ZM150 23V22H149ZM160 23V24H161ZM23 24H21V28L20 29H22L23 30V28H24V25ZM54 24V23H53ZM57 24H59V23H57ZM57 24L55 25V26H57ZM91 24H93V23H91ZM109 24V23H108ZM112 24H111V26H112ZM146 24V23H145ZM148 24V23H147ZM152 24V23H151ZM155 24V23H154ZM51 25V24H50ZM63 25H65V24H62V26ZM88 26H91V25H89V24H87ZM94 25V24H93ZM76 26V25H75ZM85 26H86V23H85ZM137 26H136V30H137ZM145 26V25H144ZM143 26V27H144ZM149 26V25H148ZM61 27V26H60ZM59 27V28H60ZM64 27H66V26H64ZM107 27H109V26H106V28ZM150 27H151V25H150ZM163 27V28H164ZM61 28H63V27H61ZM111 28V27H110ZM113 28V27H112ZM146 28V27H145ZM153 28H155V27H153ZM48 29H50V27L49 28H47V30ZM53 29V28H52ZM109 29V28H108ZM128 29V28H127ZM135 29V28H134ZM138 29H141L140 31L139 30H137L138 32H144V31H142L143 30V28L141 27V28H138ZM71 30V29H70ZM110 30V29H109ZM108 30V31H109ZM112 30V29H111ZM129 30V31H130ZM159 30V29H158ZM157 30V31H158ZM37 31V30H36ZM72 31V30H71ZM131 31V32H132ZM135 31V30H134ZM136 31V32H137ZM148 31H150V30H148ZM155 31V30H154ZM162 31V30H161ZM34 32V31H33ZM47 32V31H46ZM78 32V31H77ZM112 31H110V33H111ZM114 32V31H113ZM112 32V33H113ZM135 32V33H136ZM35 33V32H34ZM33 33V34H34ZM63 33V32H62ZM62 33H61V35H62ZM67 33H69V32H67ZM73 33V32H72ZM79 33H82V32H79ZM161 33V32H160ZM116 34H117V32H116ZM116 34H114V35H116ZM147 34V33H146ZM154 34V33H153ZM156 34H159L158 32L157 33H155L154 35H156ZM176 34V35H175ZM69 36L71 35V34H68ZM73 35V34H72ZM76 35V34H75ZM74 35V36H75ZM80 35V34H79ZM113 35V36H114ZM135 35V34H134ZM150 35V34H149ZM153 35V36H154ZM35 36V35H34ZM63 36V35H62ZM62 36H59L60 37V39L62 40ZM65 36H66V34H65ZM65 36H64V38H65ZM77 36V35H76ZM76 36H75V38H76ZM117 36V35H116ZM151 36V35H150ZM37 37V36H36ZM78 37V36H77ZM115 37V36H114ZM117 37H119V36H117ZM116 37V38H117ZM132 38H133V36H131ZM130 36H129V38H131ZM143 37H144V33H143ZM147 37H149V36H147ZM146 37V38H147ZM261 37H262V39H261ZM72 38V37H71ZM75 38H74V40H75ZM115 38V39H116ZM119 38H122V37H119ZM134 38H137V37H134ZM151 38H152V36H151ZM230 38H232V39H230ZM67 39H69V38H67L66 37V40ZM80 39H82V37H81V35H80ZM80 39H78L77 38V40H75V42L72 40V42H74V52H75V56L74 57H72V54H71V56L70 55H67V56H64L66 53H64V52H62L64 55L63 56H60V57H58L57 59H55V61H54V59H53V64L54 65H56V69H58L57 68V65L58 66H63L65 69L67 68V69H75L74 71H73V69H72V72L74 73L75 71H76V69L77 68H79L80 69V71H85V72H81V75L84 77V74L83 73H86L87 71V69H91V67L90 68H86V66H87V64L88 65H90L88 62H87V58L85 57V55L84 54H86V53H84L83 54V52H84V50H82V49H84L83 47H82V45H83V42L85 43L87 40H80ZM85 39H86V37H85ZM88 39V38H87ZM147 39H149V38H147ZM170 39L171 40H173V42H171L170 41ZM178 39H182V40H180L179 42L177 41ZM65 40V39H64ZM65 40V41H66ZM70 40V39H69ZM71 40H70V42H71ZM49 42H50V39L48 40ZM47 41V42H48ZM134 41V40H133ZM142 41V40H141ZM144 41V40H143ZM149 41V40H148ZM1 42V41H0ZM22 42H23V44H25V41H24V39L22 38ZM54 42V41H53ZM66 42H68V40L66 41ZM136 42V41H135ZM135 42H133V46H134V44H135ZM4 43V42H3ZM62 43H63V40H62ZM137 43V42H136ZM56 44V43H55ZM85 44H89V40H88V42L87 43H85ZM142 44H139V45H142ZM44 45V44H43ZM59 45H61V44H59ZM58 45V46H59ZM63 45H65V44H63ZM63 45H61V46H63ZM68 45H70V44H67L66 45V48L68 47ZM90 45H94L93 43H90ZM138 45V44H137ZM137 45H135V46H137ZM84 46H86V45H84ZM88 46L89 45H87V49H88ZM46 47V46H45ZM47 47H51V44H50V46H47ZM65 46H63V48H64ZM71 47H73V45H71ZM93 47H95V46H93ZM92 46L90 47V49L91 48H93ZM128 47V46H127ZM164 47H167L168 48V50L169 49H172L171 51H173V49H179V50H177V52L178 53H176V54H172L171 55V57H173V62H177V64H174V63H172V64H169L168 62H167V60L165 59V57H164V55H163V53H162V51H163V48ZM44 48V47H43ZM62 48V47H61ZM65 48V49H66ZM70 48V47H69ZM135 48V47H134ZM87 49H85V50H87ZM105 49V48H104ZM103 49V50H104ZM109 49V48H108ZM128 49H131V47L130 48H128ZM139 49H137V51L139 50ZM166 49V48H165ZM23 50H24V45H22V48L19 50L18 48H17V52H18V54H22V52H23ZM92 50V49H91ZM96 50V49H95ZM94 50V51H95ZM110 50V49H109ZM132 50V49H131ZM136 50V49H135ZM135 50L133 49V52H135ZM93 51V50H92ZM91 51V52H92ZM93 51V53H94V55L96 56V54H95V52ZM97 51V50H96ZM128 51H130V50H128ZM136 51V52H137ZM70 52V51H69ZM68 52V53H69ZM85 52H89V50L88 51H85ZM90 52V53H91ZM175 52V51H174ZM173 52V53H174ZM93 53H92V56L94 57V55H93ZM99 53H101L100 51H99ZM131 53H132V51H131ZM88 54V53H87ZM133 54V53H132ZM135 54V53H134ZM137 54V53H136ZM60 55H62V54H60ZM98 55V54H97ZM23 56V55H22ZM21 56V57H22ZM87 56V55H86ZM55 57H56V55H55ZM133 56H131V58H132ZM136 57V56H135ZM251 57H253V58H251ZM52 58V57H51ZM90 58V57H89ZM95 58V57H94ZM94 58H92V59H94ZM129 59V58H128ZM128 59H127V61H128ZM135 59V58H134ZM253 59V60H252ZM51 60V59H50ZM130 60V59H129ZM138 60V59H137ZM92 60L90 59V62H91ZM125 61H126V59H125ZM126 61V62H127ZM132 62L134 61V60H131ZM178 61H183V63H178ZM48 62V61H47ZM46 62V63H47ZM97 62V61H96ZM125 62V63H126ZM131 62V64H133ZM138 62V61H137ZM49 63H50V61H49ZM95 63V62H94ZM93 63V64H94ZM52 64V63H51ZM52 64V65H53ZM93 64H91L92 66H93ZM101 63H99V64H94V68H95V65H96V70H97V72H98V70L99 71H101L103 68L102 67H99L98 65H100ZM110 64V63H109ZM115 64H118L117 62L115 63ZM130 64V63H129ZM131 64H130V66H131ZM46 65V64H45ZM102 65H104V68H105V62H104V64L102 63ZM144 65V64H143ZM146 65L144 66V67H146ZM109 66V65H108ZM111 66H113V65H111ZM118 65H116V66H114V67H116V68H114V71H115V69H117L119 66H121V64H119V66L117 67ZM126 66V65H125ZM127 66H129L128 65V62H127ZM137 66V65H136ZM62 67V68H63ZM89 67V66H88ZM93 67H92V69H93ZM122 67H124V64H123V66ZM55 68H53V69H55ZM109 68V67H108ZM121 68V67H120ZM134 68H135V66H134ZM125 69V68H124ZM146 70H147V67L145 68ZM95 70V69H94ZM108 70V69H107ZM110 70H111V67H110ZM118 70H119V68H118ZM117 70V71H118ZM121 71H124V70H122V69H120ZM119 70V71H120ZM135 69H133V71H134ZM141 70V69H140ZM150 70V69H149ZM68 71V70H67ZM71 70H69V72H70ZM89 71H91V70H89ZM87 72V75H88V73H90V72ZM93 71V70H92ZM121 71H120V73H121ZM125 71H126V69H125ZM137 71V70H136ZM135 71V72H136ZM148 71V70H147ZM77 72H78V69H77ZM76 72V73H77ZM108 72H109V70H108ZM113 72V71H112ZM116 72V71H115ZM145 72V71H144ZM148 72H150V71H148ZM147 72V73H148ZM3 73V72H2ZM78 73H80V72H78ZM93 74H94V71L92 72ZM91 73V74H92ZM103 73H106L105 71H103ZM110 73V72H109ZM119 73V74H120ZM72 74V73H71ZM75 74V73H74ZM101 74V75H100ZM98 73V75H100V76H102V75H106V74H102V72L101 73ZM108 74V73H107ZM115 74V73H114ZM132 75H134L133 73H131ZM79 75V74H78ZM81 75H79V77L81 76ZM86 75V78L88 77ZM96 75V74H95ZM124 76H125V74H123ZM128 75V74H127ZM139 75V74H138ZM141 75V74H140ZM142 75H143V73H142ZM145 75H146V72H145ZM148 75V74H147ZM147 75H146V77H147ZM6 76V75H5ZM68 76V75H67ZM81 76V77H82ZM92 76H94V75H91V78H92ZM115 76V75H114ZM149 76V75H148ZM1 77V76H0ZM2 77H4V76H2ZM78 77V78H79ZM99 77V76H98ZM103 77V76H102ZM107 77V76H106ZM111 77V76H110ZM110 77H108V79L110 78ZM118 77V76H117ZM122 78H123V76H121ZM121 77H118V79L119 78H121ZM144 77V76H143ZM145 77V78H146ZM67 78V77H66ZM68 78H70V77H68ZM73 78H77V77H75V75L73 76ZM73 78L71 77L70 79H69V81L67 82V83H69V82H71L72 80H73ZM78 78H77V81H78ZM105 78V77H104ZM115 79H116V77H114ZM232 78L234 79H236L237 80V82L239 81V80H241L242 79V81H245L246 83H244V85L245 84H247V87H245L244 89H248L247 91H248V94H247V99H245L244 101H240L241 100V97L239 96V98H240V100H238V97H237V99L236 100H233L232 98H234V95H233V97H232V94L231 95H228V94H226L227 92H226V87H228V86H226L228 83L227 82H225V80H229L230 79V81L229 82H232ZM1 79V78H0ZM80 79V78H79ZM89 79H90V75H89ZM95 79V78H94ZM98 79V78H97ZM108 79H107V82H108ZM113 79V78H112ZM112 79H110V81L112 82L111 84L113 85V82L114 81H112ZM114 79V80H115ZM2 80V79H1ZM67 80V79H66ZM85 80V79H84ZM92 80V79H91ZM132 80H135L134 78L132 79ZM137 80V79H136ZM139 80V82L141 81L140 79H138ZM142 80H143V78H142ZM146 80V79H145ZM145 80H143V81H145ZM76 81V82H77ZM80 81V80H79ZM78 81V82H79ZM94 81H96V80H94ZM100 81V80H99ZM104 81H105V79H104ZM102 82V80L100 81V82H102V84L103 83H106V82ZM109 81V82H110ZM126 81V80H125ZM147 81H148V79H147ZM45 82V81H44ZM77 82V83H78ZM83 82V81H82ZM86 82H87V80H86ZM86 82H84V83H86ZM88 82H91L90 80H88ZM87 82V83H88ZM98 82V81H97ZM97 82H95L96 84H97ZM99 82V83H100ZM133 82V81H132ZM148 82H150V81H148ZM152 82V83H153ZM240 82V81H239ZM66 83V82H65ZM81 83V82H80ZM79 83V84H80ZM83 83V84H84ZM98 83V84H99ZM115 83V82H114ZM136 83V82H135ZM141 83V82H140ZM140 83H139V85H140ZM227 83V84H226ZM79 84H78V87H79ZM83 84H80V86L82 87V85ZM88 84H92V83H88ZM87 84V85H88ZM101 84V83H100ZM110 83H108V84H106V85H109ZM132 84V83H131ZM142 84V83H141ZM65 85V84H64ZM67 85V84H66ZM105 85V86H106ZM116 85V84H115ZM115 85H114V87H115ZM143 85V84H142ZM149 85V86H150ZM229 85V87H230V83L228 84ZM237 85V84H236ZM239 85V84H238ZM238 85H237V87H238ZM242 85H243V83H242ZM68 86V85H67ZM117 86H119V85H117ZM130 86V85H129ZM144 86H145V84H144ZM143 86V87H144ZM156 85H155V87H157ZM78 87L76 88V89H78ZM85 87H88V86H86L85 85ZM94 87H96L95 85H94ZM137 87V86H136ZM146 87V86H145ZM154 86H153V88H155ZM237 87H236V90H237ZM241 87V86H240ZM73 88V87H72ZM75 88V87H74ZM84 88V87H83ZM88 88H91V87H88ZM117 88V87H116ZM128 88V87H127ZM132 88V87H131ZM130 88V89H131ZM153 88H150V92H152V91H154V90H152L151 91V89H153ZM231 88H233V87H231ZM64 89H66V88H64ZM76 89H75V91H76ZM86 89V88H85ZM122 89H125V88H122ZM129 89V90H130ZM136 89V88H135ZM141 89H143V88H141ZM229 89V88H228ZM243 89V88H242ZM16 90V89H15ZM63 90V89H62ZM67 90V89H66ZM74 90V89H73ZM83 90V93H82V91L80 92L81 93V95H82V97H83V94L85 95V93H84V89H82ZM117 90H119V89H116V92H117ZM121 90V89H120ZM119 90V91H120ZM137 90V89H136ZM145 90H147V89H145ZM149 90V89H148ZM156 90V89H155ZM233 90V89H232ZM235 90V92H238V90L236 91ZM12 91H14V90H12ZM16 91H18V93L21 91V90H16ZM69 91H71L70 90V87H69V89H68V92ZM78 91V90H77ZM87 91V90H86ZM123 91V90H122ZM125 91H127V89H125ZM124 91V92H125ZM245 91V90H244ZM67 92V93H68ZM72 92V91H71ZM134 92V91H133ZM136 92V91H135ZM149 92V91H148ZM1 93V92H0ZM9 93V92H8ZM15 93H17V92H15ZM64 93H65V91H64ZM67 93H65V94H67ZM127 92H125V94H126ZM138 93V92H137ZM155 93V92H154ZM230 93V92H229ZM233 93V92H232ZM245 93H246V91H245ZM244 93V94H245ZM60 94H62V93H60ZM60 94H57V95H60ZM64 94V95H65ZM69 94V93H68ZM73 94H74V92H73ZM75 94H77V93H75ZM87 94V93H86ZM118 94V93H117ZM117 94H115V95H117ZM122 95H124L123 93H121ZM129 94V93H128ZM136 94V93H135ZM159 94V93H158ZM162 94H161V96H162ZM10 94H7V93H3L2 92V94H0V101H1V103H3L5 106H6V104L8 103V96H9ZM18 95V94H17ZM21 95H22V93L20 94V97H21ZM56 95V94H55ZM63 95V96H64ZM88 95V94H87ZM113 95V94H112ZM120 95V94H119ZM121 95V96H122ZM127 95V94H126ZM130 95V94H129ZM241 95V94H240ZM12 96V95H11ZM62 96V95H61ZM66 96V95H65ZM64 96V97H65ZM75 96V95H74ZM86 96V95H85ZM118 96V95H117ZM117 96L115 97L116 99H118L117 98ZM125 96V95H124ZM145 96V95H144ZM147 96H149V97H151L152 95H147ZM147 96H146V99H148L147 98ZM156 96V95H155ZM235 96H237V93L235 94ZM243 96V95H242ZM245 96H246V94H245ZM245 96H243V97H245ZM13 97V96H12ZM55 97H57V96H55ZM67 97V96H66ZM78 97V96H77ZM131 97H132V95H131ZM153 97V96H152ZM168 97H165V100H166V102H167V98ZM14 98H15V95H14ZM23 98V97H22ZM57 98H59V96L57 97ZM56 98V99H57ZM124 98V97H123ZM123 98H119V99H123ZM126 98V97H125ZM128 98V97H127ZM126 98V99H127ZM133 98V97H132ZM159 98V97H158ZM161 98V97H160ZM159 98V99H160ZM13 99V98H12ZM53 99H55V98H53ZM64 99V98H63ZM66 99H69L68 97L66 98ZM76 99V98H75ZM86 99V98H85ZM97 99H99V98H97ZM110 99V98H109ZM129 99H131V98H129ZM153 99H155V97L153 98ZM158 99V100H159ZM168 99V100H169ZM61 100V99H60ZM59 100V101H60ZM74 100V99H73ZM77 100V99H76ZM75 100V101H76ZM111 100V99H110ZM114 100V99H113ZM128 100V99H127ZM134 100V99H133ZM14 101V100H13ZM23 101H24V99H23ZM26 101V100H25ZM24 101V102H25ZM55 101V100H54ZM57 101H58V99H57ZM63 101V100H62ZM70 101H71V99H70ZM78 102H79V104L81 105L82 103H80L81 101H82V98H80V101H79V99L77 100ZM86 101V100H85ZM85 101L83 100V102H84V105L86 104L85 103ZM131 101V100H130ZM157 101V100H156ZM156 101H154V102H156ZM9 102H10V100H9ZM20 102H22V101H20ZM66 102V101H65ZM64 102V103H65ZM117 102V101H116ZM129 102V101H128ZM134 102V101H133ZM146 102V101H145ZM49 103V102H48ZM57 103V102H56ZM66 103H68V102H66ZM73 103V102H72ZM130 103V102H129ZM142 103V102H141ZM157 103H159V101L157 102ZM11 104H13V103H11ZM16 104V103H15ZM20 104V103H19ZM47 104V103H46ZM70 104V103H69ZM68 104V105H69ZM126 104V103H125ZM145 104V103H144ZM151 104V103H150ZM150 104H148V105H150ZM169 104V105H170ZM14 105V104H13ZM51 105H52V102H51ZM56 105V104H55ZM65 105V104H64ZM64 105H62V106H64ZM67 105V104H66ZM67 105V106H68ZM108 105V104H107ZM106 105V106H107ZM166 105H167V103H166ZM3 106V105H2ZM7 106H11V105H7ZM16 106V105H15ZM20 106V105H19ZM18 106V109L20 108ZM48 106H50V105H48ZM66 106V107H67ZM71 105H69L68 107H70ZM73 106V108H75L74 106L75 105H72ZM115 106V105H114ZM129 106V105H128ZM127 106V107H128ZM131 106H132V104H131ZM152 106V105H151ZM154 107H156L155 105H153ZM14 107V106H13ZM46 107V106H45ZM51 107V106H50ZM52 107H53V105H52ZM58 107H59V103H58ZM66 107H65V109H66ZM67 107V108H68ZM77 107H79V106H77ZM81 107H83L82 105H81ZM110 107V106H109ZM133 107V106H132ZM138 107H141V106H138ZM138 107H137V109H138ZM170 107V106H169ZM173 107V106H172ZM7 108V107H6ZM5 108V109H6ZM9 108V107H8ZM11 108V107H10ZM47 108V107H46ZM62 108H64V107H61L60 109H62ZM83 108H85V107H83ZM83 108H81V109H83ZM102 108V107H101ZM117 108V107H116ZM144 108V107H143ZM12 109H14V108H12ZM24 109V108H23ZM45 109V108H44ZM52 109V108H51ZM80 109V110H81ZM103 109L104 108H102L101 110L103 111ZM139 109H141V108H139ZM151 109V108H150ZM150 109H146V110H148V111H150ZM173 109V111H176V110H174V107L172 108ZM7 110V109H6ZM3 111V112H1V113H6V116H8L9 118H11L12 116H15V115H12L11 116V114L9 113L10 111L9 110H7V111ZM22 110V109H21ZM32 110H34V109H32ZM36 110H37V108H36ZM40 110H42L41 108H40ZM58 110V108H53V110L51 111V114L53 113V111H57ZM69 110H71V108L69 109ZM88 110V109H87ZM100 110V111H101ZM105 110H107V109H105ZM133 110V109H132ZM153 110V109H152ZM151 110V111H152ZM156 110V109H155ZM12 111H15V110H12ZM11 111V112H12ZM20 111V110H19ZM46 111V110H45ZM44 111V112H45ZM61 111V110H60ZM79 111V110H78ZM83 111V110H82ZM89 111V110H88ZM99 111V112H100ZM101 111V112H102ZM16 112H18V111H16ZM36 112V111H35ZM58 112V111H57ZM66 113L67 112H69L68 111V109H67V111H65ZM73 112V111H72ZM80 112V111H79ZM79 112H77L78 114H79ZM89 112H91V111H89ZM98 112V111H97ZM100 112V113H101ZM130 112V111H129ZM138 112V110L136 111V113ZM140 112V111H139ZM157 112H158V110H157ZM4 113V114H5ZM47 113V112H46ZM45 113V114H46ZM56 113V112H55ZM55 113H54V115H55ZM106 113V112H105ZM127 113V112H126ZM146 113V112H145ZM145 113L143 114V115H145ZM3 114V115H4ZM32 114V113H31ZM37 114V113H36ZM44 114V115H45ZM48 114H50V113H48ZM69 114V113H68ZM72 114V113H71ZM80 114H81V112H80ZM88 114V113H87ZM90 114V113H89ZM88 114V117L90 118V115L92 114V112H91V114L89 115ZM95 114H96V112H95ZM102 114V113H101ZM104 114V113H103ZM128 114V113H127ZM126 114V115H127ZM141 114V113H140ZM158 114V113H157ZM19 115V114H18ZM41 115H43V114H41ZM40 115V116H41ZM57 115H59V114H57ZM61 115V114H60ZM59 115V116H60ZM70 115V114H69ZM82 115V114H81ZM86 115V114H85ZM93 115V114H92ZM91 115V116H92ZM108 115V114H107ZM106 115V116H107ZM123 115V114H122ZM138 115V114H137ZM142 115V116H143ZM151 115H152V113H151ZM154 115V114H153ZM152 115V116H153ZM169 115H170V113H169ZM20 116V115H19ZM34 116V115H33ZM36 116H38V115H36ZM40 116L39 117H36L37 119H39L40 118ZM48 116V115H47ZM58 116V117H59ZM64 115H62L61 117H63ZM79 116V115H78ZM96 116V115H95ZM99 116V115H98ZM97 116V117H98ZM110 116V115H109ZM140 116V115H139ZM145 116H147L148 117V115H145ZM193 116V115H192ZM191 116V117H192ZM196 116H194L195 118H197ZM4 117V116H3ZM20 117H24V116H20ZM43 116H41V118H42ZM45 117V116H44ZM69 117V116H68ZM72 117V116H71ZM70 117V118H71ZM83 117V116H82ZM96 117V118H97ZM104 117V116H103ZM102 117V118H103ZM108 117V116H107ZM107 117H105V118H107ZM112 117V116H111ZM129 117V116H128ZM155 117V116H154ZM2 117H1V114H0V139L4 136V135H8V133L10 132V130H11V127H12V125H11V127L8 125L7 126V124H8V122H6L4 119L5 118H3V119H1ZM16 118H19V117H16ZM28 118V117H27ZM30 118V117H29ZM28 118V119H29ZM35 118V117H34ZM34 118H32V120L31 121H33V119ZM35 118V119H36ZM51 118V117H50ZM53 118H55L54 116H53ZM52 118V119H53ZM84 118V117H83ZM82 118V119H83ZM86 118V117H85ZM113 118V117H112ZM135 118V117H134ZM140 118V117H139ZM143 118H144V116H143ZM157 118V117H156ZM166 118H167V115H166ZM31 119V118H30ZM45 119V118H44ZM81 119V118H80ZM88 119V118H87ZM91 119H93V118H91ZM95 119V118H94ZM99 119H100V117H99ZM118 119H120V118H118ZM124 120H125V118H123ZM130 119V118H129ZM128 119V120H129ZM145 120H146V118H144ZM153 119V118H152ZM170 119H168V120H170ZM14 120H15V118H14ZM90 120V119H89ZM102 120V119H101ZM101 120H99L100 122H101ZM127 120V119H126ZM126 120L124 121V123L126 122ZM132 120V119H131ZM134 120V119H133ZM144 120V121H145ZM148 120H151V118L150 119H148ZM148 120L146 121V122H148ZM163 120H165V119H162L161 120V122L163 121ZM22 120H20V122H21ZM42 121H43V118H42ZM45 121H47L46 119H45ZM44 121V122H45ZM49 121V120H48ZM53 121H54V119H53ZM55 121L57 122V118L55 119ZM74 121V123H75V120H73ZM82 121V120H81ZM83 121H85V119H83ZM96 120H92V123L93 122H95ZM104 121V120H103ZM135 121V120H134ZM141 121V120H140ZM140 121H136V122H138V123H140ZM166 121H167V119H166ZM185 121V120H184ZM184 121H182L183 123H181V126L183 127L184 126ZM193 121H195V120H193ZM11 122V121H10ZM16 122V121H15ZM19 122V121H18ZM40 122H41V120H40ZM40 122H38V123H40ZM106 122V124H107V121H105ZM114 122V121H113ZM133 122V121H132ZM145 122V123H146ZM189 122V121H188ZM196 122V121H195ZM12 123V122H11ZM10 123V124H11ZM23 123V122H22ZM22 123H20V125H22ZM27 123H29V120L24 124V125H26ZM31 123H33V122H31ZM37 123V124H38ZM51 123V122H50ZM55 123V122H54ZM54 123L52 124V125H54ZM73 123V122H72ZM79 123H80V121H79ZM81 123H83V122H81ZM80 123V124H81ZM84 123H86V122H84ZM89 123H91L90 121H89ZM88 123V124H89ZM91 123V124H92ZM127 123V122H126ZM130 123V122H129ZM141 123H144V122H141ZM144 123V124H145ZM150 123V122H149ZM166 123V122H165ZM190 123V122H189ZM202 123V124H203ZM15 124V123H14ZM17 124V123H16ZM34 124V123H33ZM37 124H35V126H38ZM48 124H49V122H48ZM94 124V123H93ZM100 124V123H99ZM105 124V123H104ZM105 124V125H106ZM152 124V123H151ZM161 124H163V122L161 123ZM168 124H170V123H167L166 125H164V126H162L160 129H157V130H159V136H160V138H158V140L159 139H162V141H161V143L159 144V146H158V148H163V149H169V150H166L167 152L168 151H175L176 149H174V146H172L171 148H168L167 147V142L166 141H164L163 140V137H164V135H165V128H166V126L168 125ZM183 124V125H182ZM200 124H201V122H200ZM18 125V124H17ZM17 125H16V127H17ZM28 125V124H27ZM30 125V124H29ZM59 125V124H58ZM83 125V124H82ZM85 125V124H84ZM84 125H83V127L82 126H80V128L82 127V129L84 128ZM101 125L103 126V124L101 123ZM101 125H98V126H101ZM122 125V124H121ZM132 125H135V124H132ZM137 125V124H136ZM150 125V124H149ZM172 125V126H173ZM180 125V124H179ZM47 126V125H46ZM72 126V125H71ZM78 125L76 124V128H78L77 127ZM88 126V125H87ZM86 126V127H87ZM96 126V125H95ZM109 126V125H108ZM124 126V125H123ZM161 126V125H160ZM18 127H20V128H22V126H18ZM17 127V128H18ZM25 127V126H24ZM24 127H23V129H24ZM27 127V126H26ZM33 126H31V128H32ZM54 127H56V125L54 126ZM107 127V126H106ZM128 127V126H127ZM126 127V128H127ZM138 127H139V125H138ZM153 127V126H152ZM156 127V126H155ZM169 127V126H168ZM20 128H18V129H20ZM37 128V127H36ZM42 128H44V126L42 127ZM48 128V127H47ZM50 128V127H49ZM48 128V129H49ZM56 128H58V127H56ZM59 128H60V126H59ZM64 128V127H63ZM68 128V127H67ZM80 128H78V129H80ZM93 128H94V126H93ZM104 128V127H103ZM102 128V129H103ZM170 128V127H169ZM172 128V127H171ZM181 128V127H180ZM179 128V129H180ZM16 129V128H15ZM18 129H16V130H18ZM40 128H38V129H34L35 131L36 130H39ZM46 129V128H45ZM54 129V128H53ZM71 129V128H70ZM75 129V128H74ZM78 129H76V130H78ZM89 129V128H88ZM106 129V128H105ZM104 129V130H105ZM129 129V128H128ZM132 130H133V128H131ZM136 128H134V130H135ZM168 129V128H167ZM166 129V130H167ZM176 129V128H175ZM174 129V130H175ZM177 129H178V127H177ZM176 129V130H177ZM27 130V129H26ZM30 130H32V129H30ZM41 130V129H40ZM66 130V129H65ZM72 130V129H71ZM75 130V131H76ZM86 130V129H85ZM91 130H95V128L94 129H91ZM91 130L89 131V130H87V131H89V133L91 132ZM122 131H123V129H121ZM140 130V129H139ZM141 130H143V128L141 129ZM181 130H182V128H181ZM185 129H183L182 130V132L184 131ZM14 131V130H13ZM20 131V130H19ZM19 131H17L18 133H20ZM21 131H23L22 129H21ZM43 131L44 130H42L41 132V134H43ZM69 131V130H68ZM67 131V132H68ZM74 131V130H73ZM86 131V132H87ZM106 131H107V129H106ZM156 131V130H155ZM171 131V130H170ZM189 131V130H188ZM16 132V131H15ZM27 132V131H26ZM38 132H40V131H38ZM46 132V131H45ZM82 132H83V134L85 133L83 130H82ZM93 132V131H92ZM90 133L89 134V136L90 135H92L93 133ZM110 131H108V133H109ZM115 132V131H114ZM123 132H127V131H123ZM129 132H130V130H129ZM147 132V131H146ZM150 132V131H149ZM168 132V131H167ZM180 132V131H179ZM205 132V133H206ZM21 133H23V132H21ZM20 133V134H21ZM30 133V132H29ZM32 133V132H31ZM34 133H36V132H34ZM47 133H48V131H47ZM51 133H53V132H51ZM55 133H57V131L55 132ZM62 133V132H61ZM74 133H77V132H74ZM79 133V132H78ZM96 133V132H95ZM99 133V132H98ZM122 132H120V133H118L120 136L122 135L121 134ZM137 133V132H136ZM151 133V132H150ZM150 133H149V135H150ZM153 133V132H152ZM173 133V132H172ZM177 133V132H176ZM199 133V132H198ZM24 134V133H23ZM40 134V133H39ZM45 134V133H44ZM58 134H60V133H58ZM57 134V135H58ZM69 134H71V133H69ZM83 134H81V135H83ZM101 134V133H100ZM104 134V133H103ZM102 134V135H103ZM125 134V133H124ZM132 134H133V132H132ZM131 134V135H132ZM147 134H148V132H147ZM187 134V133H186ZM197 134V133H196ZM201 134V133H200ZM200 134H198L199 136H201ZM13 135H15V133L13 132ZM22 135V134H21ZM20 135V136H21ZM35 135H37V134H35ZM35 135L33 136V135H30V136H32L33 138L35 137ZM46 135H48V136H51V134L49 135V133L48 134H46ZM46 135H44V136H46ZM55 135V134H54ZM64 135V133L62 134V136ZM76 135H78V137H79V134H76ZM80 135V136H81ZM87 134L85 133V135H83L84 137L86 136ZM98 135V134H97ZM96 134L94 135L95 136V138H96V136H97ZM107 135V134H106ZM106 135H104V136H106ZM126 135V134H125ZM149 135L147 136V137H149ZM174 135H175V133H174ZM181 135V134H180ZM197 135V136H198ZM217 135H215V136H217ZM9 136V135H8ZM43 136V135H42ZM59 136H61V135H59ZM69 136V135H68ZM68 136H66V132H65V137H68ZM93 136V135H92ZM104 136H103V138H102V136H100V138L103 140V139H105L104 138ZM116 136V135H115ZM123 136V135H122ZM128 136V138L130 137L129 135H127ZM133 136V135H132ZM154 136V135H153ZM172 136V135H171ZM170 136V137H171ZM182 136H184L183 135V133H182ZM185 136H187V135H185ZM184 136V137H185ZM214 136V137H215ZM27 137V136H26ZM31 137V138H32ZM41 137V136H40ZM39 137V138H40ZM58 137V136H57ZM82 137V136H81ZM84 137H82V138H84ZM98 137V136H97ZM118 137V136H117ZM151 137V136H150ZM149 137V138H150ZM188 137V136H187ZM186 137V138H187ZM213 137V138H214ZM6 138V137H5ZM10 138V137H9ZM12 138H15V137H12ZM49 139H50V137H48ZM60 138V137H59ZM74 139V138H76V136L74 137H71V139ZM80 138V137H79ZM78 138V140H77V142H79L80 143V139ZM91 139H92V137H90ZM89 138V139H90ZM116 138V137H115ZM114 138V139H115ZM121 138V137H120ZM122 138H126V137H122ZM132 138V137H131ZM4 139V138H3ZM20 139V138H19ZM22 139V138H21ZM20 139V140H21ZM27 139V138H26ZM25 139V140H26ZM46 139H47V137H46ZM65 140H67L66 138H64ZM64 139H62L63 140V142L65 141ZM72 139V140H73ZM117 139V138H116ZM119 139V138H118ZM164 139H166L167 140V138H164ZM180 139V138H179ZM178 139V141H180V147H178L179 149H181V151L179 152V153H176L175 152V154H172V155H174V161L176 162L175 163V166H176V168H175V171L172 173H170V169H169V164H166V166L165 167H162V169L163 170H166L165 171V175L164 176H161V175H158V181L156 182V184L154 185V195H153V200H151V204H150V206H149V210L148 209H146L145 207L141 210V212H140V214H144V215H151V217H149V223H148V225H149V227L150 228H152V226H155V225H158L160 222V220H161V218H163V217H166L165 219H167V216L169 215H171V213L169 212V205L170 204H172V201H170L169 199L171 198V197H173V196H171L170 197V194L172 193L173 194V192L175 191V189H173V188H171V181H173V180H176V179H180L182 176H184L185 174L186 175H190L188 178H187V180H186V178H185V181H186V184L187 185H190V183L192 182V183H194L193 181L195 180V179H197V177L199 178V177H202V176H204L205 174H206V171L205 170H203V171H201V169H200V167L199 166H197L195 163H194V161L192 160V161H189V158H188V161L186 160L187 158L186 157H184L183 156V154H185V155H187V157H188V155L190 154V155H193L194 157H201V158H203V160L204 161H208V159L206 158V153L204 154V152L202 151L207 145H208V139L207 140H205L204 138V140L205 141H201V140H196L197 138H195V137H188L186 140H188L187 142H185L184 143V148H182L183 147V139H180L179 140ZM211 139V138H210ZM215 139V138H214ZM11 140V139H10ZM13 140L14 139H12V143H14L13 142ZM17 140V139H16ZM29 140V139H28ZM32 140V142H33V139H31ZM53 140H54V138H53ZM59 140V139H58ZM72 140H70L69 139V141H72ZM88 139H86L83 143H85L86 141H87ZM92 140H94V139H92ZM92 140H88V141H92ZM97 140H100V139H97ZM125 140V139H124ZM127 140V139H126ZM135 140V139H134ZM152 140V139H151ZM173 140V139H172ZM17 141H19V140H17ZM22 141V140H21ZM49 141V140H48ZM57 141V140H56ZM61 140H59V142H60ZM74 141V140H73ZM72 141V142H73ZM104 141V140H103ZM112 141V140H111ZM115 141V140H114ZM118 141V140H117ZM146 141V140H145ZM2 142V141H1ZM6 142H7V139H6ZM6 142H4V145L2 146V144H1V146L0 147H3L4 148V146L6 145L5 143ZM16 142V141H15ZM27 142H29V141H27ZM26 142V145L27 144H30V143H27ZM39 142V141H38ZM37 142V143H38ZM50 142V141H49ZM54 142V141H53ZM62 142V141H61ZM96 142V141H95ZM102 142V141H101ZM100 142V143H101ZM110 142V141H109ZM121 142H123V141H121ZM120 142V143H121ZM132 142V141H131ZM169 142H170V140H169ZM11 143V144H12ZM19 143H21V142H19ZM35 144H34V146L35 145H37L36 144V142H34ZM46 143V142H45ZM52 143V142H51ZM50 143V144H51ZM55 143H57V142H55ZM74 143H75V145H78V144H76V142L74 141ZM83 143H80V144H83ZM99 143V144H100ZM102 143H104V142H102ZM128 143H130L129 141H128ZM127 143V144H128ZM133 143V142H132ZM155 143V142H154ZM171 143H172V141H171ZM8 144H10V143H8ZM10 144V145H11ZM21 144H23V143H21ZM20 144V145H21ZM54 144V143H53ZM93 144V143H92ZM136 144V143H135ZM13 145V144H12ZM19 145V146H20ZM31 145V144H30ZM40 145V144H39ZM41 145H43V144H41ZM46 145V144H45ZM62 144H57V147L59 146H61ZM74 145V144H73ZM73 145H72V148H73ZM89 145H90V143H89ZM88 145V146H89ZM104 145H106V144H104ZM103 144L101 145L100 144V146H104ZM107 145H109V144H107ZM120 145L121 144H119L118 143V145H117V147H119L120 148ZM126 145V144H125ZM134 145V144H133ZM210 145H212V144H210ZM22 146V145H21ZM20 146V147H21ZM52 146V145H51ZM65 145H64V143H63V147H64ZM82 145H80V147H81ZM87 146V147H88ZM94 146H95V143H94ZM94 146H93V148H94ZM97 146V145H96ZM95 146V147H96ZM100 146H99V150H106L105 149V147L104 148H102V149H100ZM114 146H115V143H114ZM129 146V145H128ZM130 146H131V143H130ZM154 146V145H153ZM155 146H157L156 144H155ZM191 146H193V147H195V148H193V149H191ZM10 148V146L9 145H7L6 146V148ZM26 147V146H25ZM25 147H23V149L25 148ZM38 147V149H39V147L40 146H37ZM36 147V148H37ZM45 147V146H44ZM53 147V146H52ZM54 147H55V145H54ZM54 147L52 148V149H54ZM67 147V146H66ZM66 147H65V149H66ZM110 147H113V144H112V146L110 145ZM197 147H199V149H200V152H199V154H196L197 152H198V148ZM3 148L0 150V151H3ZM8 148V149H9ZM12 148H14V146L12 147ZM15 148H16V145H15ZM19 148V147H18ZM28 148H29V145H28ZM31 148V147H30ZM46 148V147H45ZM45 148H44V150H45ZM56 148V147H55ZM60 148H62V147H60ZM69 148V147H68ZM67 148V149H68ZM74 148H77V150H78V152L81 150H79L78 149V147H74ZM82 149H83V146L81 147ZM91 148V147H90ZM92 148V149H93ZM107 148V147H106ZM116 147H114V149H115ZM125 148H126V146H125ZM129 148V147H128ZM154 148V147H153ZM152 148V149H153ZM7 149V150H8ZM11 149V148H10ZM21 149V148H20ZM19 149V150H20ZM56 149H58V148H56ZM64 149V148H63ZM88 149V148H87ZM95 149V148H94ZM93 149V150H94ZM123 149V148H122ZM121 149V150H122ZM137 149V148H136ZM135 149V150H136ZM149 149H151V148H149ZM151 149V150H152ZM155 149V148H154ZM191 149V150H190ZM214 149H212V150H214ZM6 150V151H7ZM15 150V149H14ZM25 150V149H24ZM27 150V149H26ZM34 150V149H33ZM41 150L42 149H40V150H38V151H40V154H41ZM47 150H48V148H47ZM47 150H45L46 151V153H47ZM59 150V149H58ZM61 150V149H60ZM74 150H76V149H74ZM84 150V149H83ZM89 151L88 152H90V149H88ZM92 150V151H93ZM95 150H97V149H95ZM98 150V151H99ZM108 150V149H107ZM120 150V149H119ZM156 150V149H155ZM154 150V151H155ZM158 150V149H157ZM156 150V151H157ZM12 151V150H11ZM18 151V150H17ZM16 151V152H17ZM36 151V150H35ZM35 151H34V153H35ZM91 151V153H94V152H92ZM97 151V152H98ZM112 150H110V152H111ZM126 150L124 149V152H125ZM139 151H140V149H139ZM155 151V152H156ZM177 151V150H176ZM4 152V151H3ZM8 152H10V151H8ZM19 152V151H18ZM23 152V151H22ZM63 152V151H62ZM68 152H70V151H68ZM71 152H73L72 150H71ZM77 152V151H76ZM84 152V151H83ZM85 152H87V150L85 151ZM96 152V151H95ZM96 152V153H97ZM104 152V151H103ZM103 152H101V153H103ZM108 152H109V150H108ZM115 152V151H114ZM113 152V153H114ZM121 152V156H123L124 154L122 153V151H120ZM142 152V151H141ZM158 152V151H157ZM213 152V151H212ZM27 153H28V151H27ZM32 153V152H31ZM30 153V151H29V155L31 154ZM39 153V152H38ZM80 153V152H79ZM95 153V154H96ZM99 153V152H98ZM97 153V155H94V154H88L87 155V153H86V156H87V158L89 159V161L91 160V159H94V161H95V159H97V157H98V155L100 154H98ZM106 154H108L107 152H105ZM126 153V152H125ZM147 153V152H146ZM226 153V152H225ZM1 154V153H0ZM14 154V153H13ZM19 154V153H18ZM43 154V153H42ZM64 154V153H63ZM66 154V153H65ZM76 154H78V153H76ZM81 155H82V152L80 153ZM104 154V153H103ZM112 154V153H111ZM155 154V153H154ZM160 154V153H159ZM162 154V153H161ZM211 154V153H210ZM223 154V153H222ZM7 155H9V153L7 154ZM15 155V154H14ZM19 155H24V153L23 154H19ZM28 155V156H29ZM33 156H34V154H32ZM44 155H46V154H44ZM102 155V154H101ZM110 155V154H109ZM148 155H150V153L148 154ZM147 155V156H148ZM162 155H164V153L162 154ZM221 155V154H220ZM66 156V155H65ZM67 156H69L68 154H67ZM66 156V157H67ZM85 156V155H84ZM85 156V157H86ZM106 157L108 156V155H105ZM125 156H127V154L125 155ZM151 156L153 157L154 155H152L151 154ZM157 156H159V155H157ZM165 156V155H164ZM222 156V155H221ZM221 156H219V158L221 157ZM18 157H20V156H18ZM30 157V156H29ZM61 157H63V156H61ZM70 157V156H69ZM72 157V156H71ZM112 157V156H111ZM110 157V158H111ZM113 157L115 158V156L113 155ZM128 158H130L131 159V157H129V156H127ZM126 157V158H127ZM149 157V156H148ZM156 156H154V159H156L155 158ZM173 157V156H172ZM190 157V156H189ZM208 157V156H207ZM218 157V156H217ZM21 158V157H20ZM20 158H18V159H20ZM25 158H27L26 157V155H25ZM31 158H32V156H31ZM30 158V159H31ZM39 158V157H38ZM42 158V157H41ZM102 158H103V156H102ZM101 158V159H102ZM105 158V157H104ZM103 158V159H104ZM109 158V159H110ZM113 158V159H114ZM124 158V157H123ZM133 158V157H132ZM150 158V157H149ZM169 158V157H168ZM191 158V157H190ZM28 159V158H27ZM37 158H35V160H36ZM61 159H63V158H61ZM68 159V158H67ZM98 159H100V157L98 158ZM100 159V160H101ZM107 160H108V157L106 158ZM105 159V160H106ZM118 159V158H117ZM151 159V158H150ZM183 159L185 160V162L183 163ZM207 159V160H206ZM22 160V159H21ZM32 160H33V158H32ZM112 160V159H111ZM120 160V159H119ZM129 161L128 159H125V161ZM169 160V159H168ZM172 160V159H171ZM211 160V159H210ZM212 160H215V159H212ZM19 161V160H18ZM23 161V160H22ZM30 161V160H29ZM38 161H39V159L36 161V165H37V167L39 166V164H38ZM69 161V160H68ZM76 161H78V160H76ZM93 160H91V162H92ZM93 161V162H94ZM97 161H99V160H97ZM102 161V160H101ZM124 161V160H123ZM153 161H155V160H153ZM164 161V160H163ZM0 162H1V159H0ZM62 162V161H61ZM71 162V161H70ZM73 162V161H72ZM72 162L70 163V164H72ZM83 162V161H82ZM90 162V163H91ZM104 162V161H103ZM106 162V161H105ZM161 162V161H160ZM210 162V161H209ZM208 162V165H210V163ZM215 162V161H214ZM216 162H217V160H216ZM215 162V163H216ZM17 163V162H16ZM19 163H21L20 161H19ZM19 163H17V164H19ZM25 163H26V161H25ZM28 163H32V162H28ZM34 163V162H33ZM39 163H40V161H39ZM69 163V162H68ZM74 163H75V161H74ZM73 163V164H74ZM78 162H76V164H77ZM84 163V162H83ZM83 163H82V165H83ZM97 163V162H96ZM111 163V162H110ZM127 163V162H126ZM125 163V164H126ZM129 163V162H128ZM156 163V162H155ZM162 163V162H161ZM23 164H24V162H23ZM62 164H65V163H62ZM72 164V165H73ZM80 164H81V161H80ZM106 164H108L107 162H106ZM112 164H113V162H112ZM115 165H116V163H114ZM163 164V163H162ZM173 164V163H172ZM184 164H187V165H185L184 166ZM201 164H202V162H201ZM212 164V163H211ZM2 165V164H1ZM0 165V166H1ZM20 165V164H19ZM25 165V164H24ZM27 165V164H26ZM68 165V164H67ZM75 165V164H74ZM78 165V164H77ZM81 165V166H82ZM92 165V164H91ZM96 164H94V166H95ZM98 165V164H97ZM96 165V166H97ZM103 165H105V164H103ZM151 165H152V163H151ZM154 165V164H153ZM156 165H157V163H156ZM204 165V164H203ZM207 165V164H206ZM205 165V166H206ZM207 165V166H208ZM213 165V164H212ZM212 165H210V166H212ZM32 166V165H31ZM62 166V165H61ZM80 166V165H79ZM90 166V165H89ZM94 166H92V167H94ZM102 166V165H101ZM100 166V167H101ZM106 166H108V165H105V167ZM116 166H118V163H117V165ZM160 166H163V165H160ZM183 166V167H182ZM201 166V165H200ZM209 166V167H210ZM217 166V165H216ZM250 166H252V167H254V166H257V170L256 171H254V169H253V172H251V174L249 173V175H248V173L246 174H244L243 176H242V179H243V182H245L246 183V189H244L245 187H243V188H240V187H237V188H239V189H236L234 186H236L237 185V183H236V185H234V182H237L236 180L234 181V180H232V182H233V185L231 186L230 185V182H231V179H232V176H230L231 174H228V171L230 170V169H232V171H233V169L235 170V169H237V168H239L240 170L242 169V170H246V169H249V167ZM58 167H60V165H58ZM71 167V166H70ZM70 167H68V169L70 168ZM74 167V166H73ZM76 167V166H75ZM103 167V166H102ZM127 167H128V164H127ZM153 167V166H152ZM174 167V166H173ZM172 167V168H173ZM202 167V166H201ZM221 167V168H222ZM64 168H66V167H64ZM78 168V167H77ZM95 168V167H94ZM97 168H98V166H97ZM203 169H204V167H202ZM213 168V167H212ZM216 168V167H215ZM24 169H25V167H24ZM31 169V171L30 172H33L32 171V168H30ZM29 169V170H30ZM42 170H43V168H41ZM57 169V168H56ZM55 169V172H57V170L59 169H57L56 170ZM63 169V168H62ZM61 169V167H60V169L59 170H62ZM67 169V168H66ZM70 169H72V168H70ZM74 169H76V168H74ZM80 169H81V167H80ZM84 169V168H83ZM153 169V168H152ZM208 169V168H207ZM222 169V170H223ZM34 171H35V169H33ZM37 170V169H36ZM42 170H40V171H42ZM97 170V169H96ZM95 170V171H96ZM125 170H127V169H125ZM133 170V169H132ZM211 170V169H210ZM212 170H214V169H212ZM216 170V169H215ZM218 170V169H217ZM9 171V170H8ZM47 171V170H46ZM53 171V170H52ZM69 171V170H68ZM71 171V170H70ZM72 171H73V169H72ZM76 172L78 171V170H75ZM83 172H84V170H82ZM85 171H86V168H85ZM99 171V170H98ZM103 171V170H102ZM102 171H100L101 172V175L102 174H104V173H102ZM155 171V170H154ZM153 171V172H154ZM157 171V170H156ZM219 171H220V169H219ZM225 171V170H224ZM28 172V171H27ZM30 172H28L29 174H30ZM37 172V171H36ZM38 172H39V170H38ZM44 173H45V171H43ZM60 172L61 171H59V175H60ZM64 172V171H63ZM80 172V171H79ZM78 172V173H79ZM87 173H88V171H86ZM86 172L85 173H80L81 175L83 174H86ZM91 172V171H90ZM120 172V171H119ZM122 172H124V171H122ZM132 172V171H131ZM135 172V171H134ZM210 172V171H209ZM242 172H244V171H242ZM15 173H16V170H15ZM42 173V172H41ZM41 173H40V176H41ZM67 173V172H66ZM65 173V174H66ZM68 173H70V172H68ZM67 173V174H68ZM93 173V172H92ZM125 174H126V171L124 172ZM212 173V172H211ZM238 173V172H237ZM240 173H241V171H240ZM240 173H238V175L240 174ZM27 174V173H26ZM32 174V173H31ZM35 174H37V173H35ZM51 174H52V172H51ZM50 174V175H51ZM53 174H54V172H53ZM56 175H57V173H55ZM64 174V175H65ZM71 174V173H70ZM76 174V173H75ZM79 174V176L78 175H76V176H78L79 178H81V175ZM93 174H97V172L96 173H93ZM99 175H100V173H98ZM105 174H106V172H105ZM154 174V173H153ZM157 174H159V173H157ZM13 175H14V173H13ZM43 175V174H42ZM63 175V176H64ZM74 175V174H73ZM72 175V176H73ZM82 175V176H83ZM98 175V176H99ZM101 175L99 176L100 178H97L96 179V181L98 182V183H100L99 181H98V179H101ZM107 175V174H106ZM120 175H122L121 173H120ZM156 175V174H155ZM213 175V173L211 174V176ZM46 176V175H45ZM55 175H53V177H54ZM58 176V175H57ZM57 176H56V178H57ZM68 175H65L64 177H67ZM71 176V175H70ZM69 176V177H70ZM90 176V175H89ZM91 176H94V175H91ZM123 176V175H122ZM121 176V177H122ZM131 176V175H130ZM129 176V177H130ZM207 176V180L206 181H208V183H210V182H212V181H214L213 179H212V177L211 178H209V180H208V175H206ZM234 176V175H233ZM14 177V176H13ZM37 177V176H36ZM52 177V178H53ZM60 177V176H59ZM58 177V178H59ZM75 177V176H74ZM78 177H77V180H78ZM83 177H86L85 175L83 176ZM83 177H82V179H83ZM87 177H88V175H87ZM87 177L85 178V179H87ZM96 177V176H95ZM103 177V176H102ZM127 176H125V178H126ZM132 177V176H131ZM213 177H215V176H213ZM235 177V176H234ZM239 177V176H238ZM51 177H50V179H52ZM55 178V177H54ZM52 179V180H55V179ZM90 178V177H89ZM104 179H106L105 177H103ZM144 177H142V179H143ZM203 178V177H202ZM206 178V177H205ZM237 178V177H236ZM241 178V177H240ZM31 179V178H30ZM39 179V178H38ZM40 179H42V176L40 177ZM39 179V180H40ZM46 179V177L44 178V180ZM48 179H49V177H48ZM61 179H62V177H61ZM82 179H80L79 181H81ZM104 179H102V180H104ZM129 179V178H128ZM134 179V178H133ZM145 179V178H144ZM144 179H143V181H144ZM153 179V178H152ZM155 179V178H154ZM182 179H183V177H182ZM235 179V178H234ZM5 180H7V179H5ZM32 180V179H31ZM37 180V179H36ZM38 180V181H39ZM47 180V179H46ZM52 180L50 181V182H52ZM59 181H60V179H58ZM77 180H75L76 182H77ZM136 180V179H135ZM146 180V179H145ZM148 180V179H147ZM151 180V179H150ZM181 180V179H180ZM198 180V179H197ZM240 180V179H239ZM3 181V180H2ZM9 181V180H8ZM10 181H11V179H10ZM30 181V180H29ZM64 181V180H63ZM78 181V182H79ZM83 181V180H82ZM85 181V180H84ZM84 181H83V183L82 184H86V182H88L87 180H86V182L84 183ZM128 181V180H127ZM140 181H142V180H140ZM149 181V180H148ZM204 181V180H203ZM19 182V181H18ZM31 182V185H32V181H30ZM36 182V181H35ZM43 182V181H42ZM46 182V181H45ZM50 182H49V184H50ZM55 181H53L52 182V184H51V186L52 185H54L53 183H54ZM61 182V181H60ZM118 182V181H117ZM152 182V181H151ZM199 182V181H198ZM200 182H201V180H200ZM217 182V181H216ZM216 182H214V183H216ZM39 183H41V182H39ZM59 183V182H58ZM72 183H74V181L72 182ZM96 183V182H95ZM129 183V182H128ZM140 183H142V182H140ZM145 183V182H144ZM154 183H155V181H154ZM203 183V182H202ZM205 183H207V182H205ZM204 183V184H205ZM220 183V182H219ZM242 183V182H241ZM2 183H0V185H1ZM10 184V183H9ZM13 184V183H12ZM16 184H17V182H16ZM28 184V183H27ZM81 184V185H82ZM88 184H89V182H88ZM88 184H87V187H89L88 186ZM104 184V182L102 183V185ZM146 184H147V182H146ZM149 184H150V182H149ZM178 184V183H177ZM212 184V183H211ZM238 184H239V181H238ZM244 183H242V185H243ZM3 185V184H2ZM60 185H62V184H60ZM76 185V184H75ZM80 185V183L78 184V186L80 187L81 186ZM92 185V184H91ZM104 185H106V184H104ZM103 185V186H104ZM115 185V184H114ZM117 185V184H116ZM134 186H135V184H133ZM145 185V184H144ZM151 185H153V183L151 184ZM170 185V186H169ZM175 185V184H174ZM180 185V184H179ZM195 185V184H194ZM199 185H200V183H199ZM217 185V184H216ZM241 185V184H240ZM241 185V186H242ZM35 186V188H36V184L34 185ZM50 186V187H51ZM86 186V185H85ZM85 186H84V188H83V191H84V193H85V190L84 189H86L85 188ZM93 186V185H92ZM103 186H102V191H103ZM110 186V185H109ZM113 186V185H112ZM112 186H111V188H112ZM208 186H211L210 184H208ZM208 186H206V187H208ZM244 186V185H243ZM38 187H39V185H38ZM55 186H53V188H54ZM60 187V186H59ZM63 187H64V184H63ZM70 187V186H69ZM82 187H83V185H82ZM94 187V186H93ZM105 187V186H104ZM114 187V186H113ZM140 187H141V184H140ZM173 187V186H172ZM43 188H45V187H43ZM52 188V189H53ZM106 188H109V187H106ZM115 188H117V186L115 187ZM120 188V187H119ZM118 188V189H119ZM142 188V187H141ZM145 188H149V187H146L145 186ZM196 188V187H195ZM42 189V188H41ZM46 189V188H45ZM57 189H58V187L54 190H52V191H56L57 192ZM65 189V188H64ZM88 189V188H87ZM96 189V188H95ZM97 189H99V192H100V189L101 188H97ZM150 189V188H149ZM190 189H192V187L190 188ZM194 189V188H193ZM32 190H35L34 188L32 189ZM36 190H38V189H36ZM47 190H49V189H47ZM51 190V189H50ZM49 190V191H50ZM59 190H62L61 189V187L59 188ZM79 190V189H78ZM92 190V189H91ZM107 190V189H106ZM39 191V190H38ZM42 192L44 191L45 192V190L44 189H42L41 190ZM40 191V192H41ZM48 191V192H49ZM63 191V190H62ZM70 191H71V189H70ZM69 191V192H70ZM121 191V190H120ZM35 192V191H34ZM33 192V193H34ZM41 192V193H42ZM43 192V193H44ZM47 192V191H46ZM45 192V193H46ZM55 192V193H56ZM72 192H73V190H72ZM71 192V193H72ZM74 192H75V189H74ZM79 192V191H78ZM97 192V191H96ZM99 192H98V194H99ZM104 192V191H103ZM102 192V193H103ZM108 192V191H107ZM114 192V191H113ZM136 192H140V190L139 191H136ZM151 192H152V190H151ZM32 193V192H31ZM30 193V194H31ZM39 193V192H38ZM38 193H37V195H38ZM42 193V194H43ZM50 193V192H49ZM53 193V192H52ZM81 193V192H80ZM80 193L78 194V195H80ZM83 193V194H84ZM91 192H89V194H90ZM93 193H95V190L93 191ZM102 193H100V194H102ZM109 194H111L110 192H108ZM115 193H116V195H117V192H116V189H115ZM142 193V192H141ZM29 194V195H30ZM42 194H40V195H42ZM46 194H48V193H46ZM51 194V193H50ZM72 194H74V193H72ZM76 194H77V191H76ZM89 194H88V196H89ZM120 194H122V193H120ZM136 194V193H135ZM152 194V193H151ZM188 194V193H187ZM192 193H191V195H193ZM32 195V194H31ZM31 195H30V197H31ZM34 195H36V194H34ZM39 195V196H40ZM68 195V194H67ZM86 195H87V193H86ZM85 195V196H86ZM95 195V194H94ZM104 195H105V193H104ZM113 196L115 195V194H112ZM123 195H124V193H123ZM123 195H120V196H123ZM133 195H134V192H133ZM178 195V194H177ZM177 195H176V197H177ZM27 196V195H26ZM44 196H45V194H44ZM74 196H75V194H74ZM84 196V195H83ZM88 196L85 198L86 199V201H87V198H88ZM92 195L90 194V196L89 197H91ZM96 196H97V194H96ZM95 196V197H96ZM106 196H107V194H106ZM112 196V197H113ZM129 196V195H128ZM132 196V195H131ZM181 196V195H180ZM1 197V196H0ZM35 197V196H34ZM34 197H31L32 198V200H34L35 198ZM38 197V196H37ZM36 197V198H37ZM42 197H43V195L41 196V197H39V198H41L42 199ZM48 197V196H47ZM71 197V196H70ZM95 197H93L92 198V200L95 198ZM100 196H98V199H101V198H99ZM103 197V196H102ZM109 197V195L107 196V198ZM134 197H135V195H134ZM136 197H137V195H136ZM23 198H24V196H23ZM26 198V197H25ZM28 198H29V196H28ZM38 198V199H39ZM77 198V197H76ZM81 198V197H80ZM105 196H104V198H102L103 199V201L104 200H106L107 199ZM174 198V197H173ZM182 198V197H181ZM27 199V198H26ZM40 199V200H41ZM50 199H51V197H50ZM54 199V198H53ZM79 199V198H78ZM84 199V198H83ZM82 199V200H83ZM89 199H91V198H89ZM97 199V200H98ZM111 199V198H110ZM110 199H107L106 200V202L107 201H109ZM113 199L115 200V198L113 197ZM120 199V198H119ZM119 199H116L117 201H119L118 203H120V200ZM122 199V198H121ZM172 199V198H171ZM191 199V198H190ZM190 199H188V200H190ZM24 200V199H23ZM31 200V199H30ZM45 200H46V198H45ZM68 200V199H67ZM67 200L65 201L66 203H67ZM91 200V201H92ZM96 200V199H95ZM96 200V201H97ZM142 199H140L139 201H141ZM172 200H174V199H172ZM186 200V199H185ZM42 201V200H41ZM43 201H44V197H43ZM42 201V202H43ZM69 201H73V200H69ZM79 201H81L80 199H79ZM78 201V202H79ZM84 201V200H83ZM85 201V202H86ZM91 201H88V202H91ZM100 201H102V200H100ZM147 201V200H146ZM20 202H22V200L20 201ZM30 202V201H29ZM33 202V201H32ZM31 202V203H32ZM39 203V200L38 201H36V203ZM46 202V201H45ZM95 202V201H94ZM105 202V201H104ZM103 202V203H104ZM106 202L104 203V204H106ZM109 202H111V201H109ZM126 202V201H125ZM149 202V201H148ZM186 202H187V200H186ZM16 203V202H15ZM17 203H19V200H18V202ZM28 203V202H27ZM37 203V205H40V204H38ZM72 203V202H71ZM82 203V202H81ZM84 203V202H83ZM82 203V204H83ZM99 203H101V202H99ZM115 203V202H114ZM114 203L112 202V204H113V206H114ZM138 203V202H137ZM145 203V202H144ZM176 203V202H175ZM188 203V202H187ZM14 204V203H13ZM12 204V205H13ZM20 204L21 203H19V206H20ZM24 204V203H23ZM35 204V203H34ZM59 204H60V202H59ZM59 204H57V205H59ZM69 204H70V202H69ZM73 204H74V202H73ZM77 204V203H76ZM76 204H74V205H76ZM86 204V203H85ZM84 204V205H85ZM98 204V203H97ZM103 204V205H104ZM109 205L111 204V203H108ZM108 204H106V205H108ZM140 204V203H139ZM138 204V205H139ZM148 204V203H147ZM7 205V204H6ZM9 205V204H8ZM25 205H26V203H25ZM64 205V204H63ZM78 205V204H77ZM94 205V204H93ZM95 205H96V203H95ZM95 205H94V208H95ZM100 206H101V204H99ZM108 205V206H109ZM115 205H117V204H115ZM176 205V204H175ZM2 206H5V205H2ZM22 206V205H21ZM31 206V205H30ZM62 206V205H61ZM68 206V205H67ZM71 206V205H70ZM90 206H92V205H90ZM97 206V205H96ZM111 206V205H110ZM145 206V205H144ZM184 206V205H183ZM81 207V206H80ZM103 207V206H102ZM116 207V206H115ZM114 207V208H115ZM139 207V206H138ZM187 207V206H186ZM189 207V206H188ZM17 208H19V207H17ZM24 208V207H23ZM31 208H32V206H31ZM42 208V207H41ZM49 208V207H48ZM47 208V209H48ZM56 208H57V206H56ZM62 208H64V206H62ZM68 209H69V206L67 207ZM84 208V207H83ZM89 208V207H88ZM91 208V207H90ZM94 208H92V209H94ZM97 208V207H96ZM103 208H105L106 209V207L104 206ZM108 208V207H107ZM113 208V207H112ZM111 208V210L113 211V209ZM116 208H118V206L116 207ZM121 208V207H120ZM131 208V207H130ZM141 208V207H140ZM177 208H178V206H177ZM183 208H185V207H183ZM191 208H193V207H191ZM190 208V209H191ZM197 208V207H196ZM4 209V208H3ZM40 209V208H39ZM71 209H73L74 210V208H71ZM81 209V208H80ZM86 209V208H85ZM85 209H83V210H85ZM91 209V210H92ZM102 209V208H101ZM132 209V208H131ZM136 209V208H135ZM172 209H176V208H172ZM24 210H25V208H24ZM48 210H50V209H48ZM62 210V209H61ZM76 210V209H75ZM77 210H79V209H77ZM82 210V209H81ZM91 210H89L88 209V211H91ZM98 210H100V207L98 208ZM97 210V211H98ZM110 210V209H109ZM115 210V209H114ZM185 210V209H184ZM26 211V210H25ZM52 211H53V209H52ZM65 211H68V210H65ZM71 211V210H70ZM95 211V210H94ZM101 211V210H100ZM106 211H108L107 209L105 210V212ZM112 211H110V212H112ZM119 211V210H118ZM132 211V210H131ZM136 211V210H135ZM186 211V210H185ZM184 211V212H185ZM194 211V210H193ZM193 211H189V212H193ZM196 211V210H195ZM57 212V211H56ZM62 212V211H61ZM78 212V211H77ZM102 212H103V209H102ZM105 212H103V213H105ZM110 212H108V213H110ZM114 212H116V211H114ZM114 212H113V214H114ZM123 212V211H122ZM127 212H129V211H127ZM126 212V214H128ZM136 212H138V211H136ZM180 212V211H179ZM226 212V211H225ZM47 213H48V211H47ZM50 213H51V211H50ZM49 213V214H50ZM53 213V212H52ZM68 213H70V212H68ZM80 213H82V212H80ZM84 213V212H83ZM82 213V214H83ZM86 213V212H85ZM99 213H101V212H99ZM103 213H101V214H103ZM149 213V214H148ZM174 213V212H173ZM181 214H182V212H180ZM38 214H39V211H38ZM41 214V213H40ZM43 214V213H42ZM56 214V213H55ZM58 214V213H57ZM63 215L65 214V212L64 213H62ZM61 214V215H62ZM88 214V213H87ZM107 214V213H106ZM118 214H119V212H118ZM122 214H124V212L122 213ZM135 216H136V214L135 213H133ZM186 214V213H185ZM227 214V213H226ZM44 215H45V213H44ZM52 215V214H51ZM66 215H68V214H66ZM70 215V214H69ZM94 215V214H93ZM103 215H105V214H103ZM116 215V214H115ZM144 215H143V217H144ZM174 215V214H173ZM187 215V214H186ZM192 215V214H191ZM195 215V214H194ZM196 215H198V213H196ZM219 215V216H218ZM244 215H252V216H254L252 219H249V218H244ZM48 216H50V215H48ZM59 216H60V212H59ZM65 216V215H64ZM92 216V215H91ZM96 216H98L97 214H96ZM120 216H121V213H120ZM124 216V215H123ZM41 217V216H40ZM39 217V218H40ZM42 217H44L43 215H42ZM56 217V216H55ZM62 217V216H61ZM78 217V216H77ZM80 217V216H79ZM86 217V216H85ZM84 217V218H85ZM95 217V216H94ZM94 217H92L93 219H94ZM110 217V216H109ZM114 217V216H113ZM119 217V216H118ZM118 217H117V220H118ZM174 217V216H173ZM172 217V218H173ZM176 217V216H175ZM224 217V216H223ZM246 217V216H245ZM38 218V217H37ZM52 218H54V217H52ZM71 219H72V217H70ZM83 218V217H82ZM101 218H103V216L101 217ZM106 218V217H105ZM105 218H103V219H105ZM107 218H108V216H107ZM116 218V217H115ZM120 218V217H119ZM122 218V217H121ZM127 217H125L123 220H125ZM134 218H136V217H134ZM137 218H138V216H137ZM136 218V219H137ZM188 218H189V216H188ZM193 218V217H192ZM47 219V218H46ZM67 219V218H66ZM74 220H75V216H74V218H73ZM73 219L71 220V221H73ZM76 219H78V218H76ZM85 219H87V218H85ZM98 219V218H97ZM102 219V220H103ZM109 219V218H108ZM113 219V218H112ZM135 219V220H136ZM146 219V218H145ZM171 219V218H170ZM197 219H199V218H196V220L195 221H197ZM6 220H8L7 218H6ZM39 220V219H38ZM44 220H45V217H44ZM51 220V219H50ZM53 220V219H52ZM55 220H57V219H55ZM67 220H69V219H67ZM82 220V219H81ZM84 220V219H83ZM116 220V221H117ZM127 220V219H126ZM135 220H133V216H132V218L130 217L129 218V220L127 221V222H124V223H126V224H121V222L117 225V227H116V231H115V233L113 232L112 234L111 233H109L108 232V234H111L110 236H108V237H106V238H104V239H101V240H95L94 238L95 237H97V236H99V234H100V232H98L97 234L98 235H95V237L93 238L92 237V235H90L89 233V229L87 230L88 231V234L86 235V237H88V238H90V240L89 241H87V239L85 240V236H84V240L83 239H77L75 236H74V239H73V241H72V244H70L71 246H72V249H73V247H82L83 248V246H84V248L85 249H82L81 247V249L80 250H85L87 253H88V256H86V258L87 259H85L86 261H84L85 263H83V264H178L179 263V261H180V257H178L179 255V253L177 252V248L179 247V244H176V245H172L173 246V248H175V249H173L172 247H169V245L170 244H174V242H173V240H172V238L174 239V233H173V235H172V230L171 231H169V230H166V228H163L165 231H162V227L161 228H159V229H157L154 233H151V232H146L143 228H145V227H139V225L137 224V226L139 227H135L134 226V221ZM140 221L139 222H141V220L142 219H139ZM144 220V219H143ZM147 220V219H146ZM168 220V219H167ZM188 220V219H187ZM186 220V221H187ZM221 220V219H220ZM42 221V220H41ZM45 221H48V219L47 220H45ZM54 221V220H53ZM58 221H59V218H58ZM62 221V220H61ZM60 221V222H61ZM65 221V220H64ZM64 221H63V223H64ZM99 221V220H98ZM104 221V220H103ZM108 221V220H107ZM113 221V220H112ZM114 221H115V219H114ZM113 221V222H114ZM119 221V220H118ZM138 221V220H137ZM136 221V222H137ZM145 221V220H144ZM148 221V220H147ZM147 221H145V222H147ZM165 221V220H164ZM170 221V220H169ZM172 221H173V219H172ZM175 221H176V218H175ZM181 221V220H180ZM185 221V222H186ZM203 221V220H202ZM7 222V221H6ZM68 222H70V221H68ZM83 222V221H82ZM88 222H90V221H88ZM101 222V221H100ZM110 223H111V221H109ZM167 223H168V221H166ZM165 222V223H166ZM171 222V221H170ZM183 222V221H182ZM181 222V223H182ZM206 222H205V224H206ZM224 222V221H223ZM231 222V221H230ZM42 223V222H41ZM44 223V222H43ZM42 223V224H43ZM59 222H57L56 224H58ZM62 223V222H61ZM73 223H74V221H73ZM79 223V222H78ZM92 223V222H91ZM91 223L88 225L89 227H91ZM95 223V222H94ZM102 223V222H101ZM105 223H106V219H105ZM163 223V222H162ZM184 223V222H183ZM195 223V222H194ZM199 223V222H198ZM203 223V222H202ZM227 223V222H226ZM226 223H225V226H227L226 225ZM229 223V222H228ZM45 224V223H44ZM46 224H48V223H46ZM45 224V225H46ZM80 224V223H79ZM82 224H84V222L82 223ZM87 224V223H86ZM93 224V223H92ZM108 224V223H107ZM141 224V223H140ZM175 224V223H174ZM174 224H173V227H175V228H177L176 227V225L174 226ZM178 224V223H177ZM185 224V223H184ZM184 224H182V225H184ZM196 224V223H195ZM204 224V223H203ZM40 225V224H39ZM38 225V226H39ZM52 225V224H51ZM59 225H60V223H59ZM62 225V224H61ZM61 225L59 226V227H61ZM77 225V224H76ZM94 225V224H93ZM96 225H98L99 226V224L97 223ZM101 225V224H100ZM111 225V224H110ZM142 225H143V223H142ZM145 225V224H144ZM147 225V224H146ZM160 225H162V224H160ZM171 225H172V223H171ZM179 225V224H178ZM190 225H191V223H190ZM189 225V226H190ZM202 225V224H201ZM33 226V225H32ZM35 226H37L36 225V222H35ZM65 226V225H64ZM63 226V227H64ZM74 226H75V224H74ZM73 226V227H74ZM82 226V225H81ZM102 226V225H101ZM114 226H116V224L114 225ZM180 226V225H179ZM187 225H185L183 228H182V226H181V228H182V230H184L185 229V227H186ZM188 226V227H189ZM31 227V226H30ZM41 227V226H40ZM56 228H57V226H55ZM62 227V228H63ZM70 224L68 225V229H69V231H70ZM78 227H80V226H78ZM88 227V228H89ZM93 227V226H92ZM105 227H107L108 228V226H105ZM105 227H104V230H105ZM167 227V226H166ZM170 227V226H169ZM172 227V228H173ZM194 227H195V225H194ZM199 227V226H198ZM202 227V226H201ZM223 227H224V225H223ZM229 227V226H228ZM37 228V227H36ZM64 228H66V227H64ZM63 228V229H64ZM72 228V227H71ZM76 228V227H75ZM84 228V227H83ZM111 228H113V226L112 227H110V230H111ZM154 228V227H153ZM152 228V229H153ZM180 228V229H181ZM187 228V227H186ZM202 228H204V227H202ZM224 228H226V230L228 229L227 227H224ZM30 229V228H29ZM59 230H60V228H58ZM74 229V228H73ZM76 229H78V228H76ZM85 229V228H84ZM93 229H94V227H93ZM149 229V228H148ZM156 229V228H155ZM187 229H189V228H187ZM192 229V231H193V228H191ZM198 229V228H197ZM196 229V230H197ZM200 229V228H199ZM223 229V228H222ZM34 231H35V228L33 229ZM31 231V232H34V231ZM62 230V229H61ZM72 230V229H71ZM75 230V229H74ZM147 230V229H146ZM174 230V229H173ZM176 230V229H175ZM180 231L181 233L183 232V231ZM203 231H204V229H202ZM245 230V231H244ZM65 231V230H64ZM67 231V230H66ZM76 232L78 231V230H75ZM82 231H83V229H82ZM86 231V232H87ZM90 231H91V229H90ZM93 231H95V230H93ZM190 231V230H189ZM205 231H207V229L205 230ZM212 231V230H211ZM36 232V231H35ZM34 232V233H35ZM76 232H75V234H76ZM102 232H104L103 230H102ZM175 232V231H174ZM178 233H179V231H177ZM194 232V231H193ZM201 232V231H200ZM245 232V233H244ZM37 233H38V231H37ZM64 233V232H63ZM69 233V232H68ZM67 233V234H68ZM79 233H81V232H79ZM84 233V232H83ZM96 233V232H95ZM105 233H107V231L105 232ZM176 233V232H175ZM187 233H188V231H187ZM204 233V232H203ZM209 233V232H208ZM215 233V232H214ZM220 233V232H219ZM6 234V228H4V226H2V224H0V236L1 237H4V235ZM59 234V233H58ZM58 234H56V236H58ZM61 234V233H60ZM66 234V233H65ZM64 234V235H65ZM194 234V233H193ZM192 234V235H193ZM198 234V233H197ZM200 234H202V233H200ZM235 234H238V238L239 239H237V237H236V235ZM46 235V234H45ZM69 235V234H68ZM72 235V234H71ZM73 235H74V233H73ZM72 235V236H73ZM77 235V234H76ZM79 235V234H78ZM77 235V236H78ZM82 235H84V234H82ZM81 235V236H82ZM101 235V234H100ZM180 235V234H179ZM182 235H184V234H181V236ZM186 235V234H185ZM190 235V234H189ZM195 235V234H194ZM205 235V234H204ZM209 235V234H208ZM216 235V234H215ZM226 235V234H225ZM53 236V235H52ZM56 236H54V237H56ZM67 236V235H66ZM93 236H94V233H93ZM102 236V235H101ZM104 236H105V234H104ZM178 236V235H177ZM188 236V235H187ZM206 236V235H205ZM227 236V235H226ZM29 237V236H28ZM46 237H47V235H46ZM61 237V236H60ZM59 237V238H60ZM80 237V236H79ZM83 237V236H82ZM81 237V238H82ZM186 237V236H185ZM189 237V236H188ZM187 237V238H188ZM193 236H191V238H192ZM200 237H202V236H200ZM204 237V236H203ZM64 238H65V236H64ZM63 238V239H64ZM68 238H70L69 236H68ZM76 238V239H75ZM99 238V237H98ZM219 238V237H218ZM218 238H217V240H218ZM183 239V238H182ZM206 239V238H205ZM204 239V240H205ZM56 240V239H55ZM59 240V239H58ZM62 240V237H61V239H60V241ZM82 240V241H81ZM181 240V239H180ZM186 240V239H185ZM188 240V239H187ZM220 240V239H219ZM218 240V241H219ZM57 241V240H56ZM63 241V240H62ZM67 241V240H66ZM65 241V243L66 244H69V243H67ZM71 241V240H70ZM69 241V242H70ZM176 243H179V242H181V241H179L178 239H176ZM192 241H194V239L192 240ZM196 241V240H195ZM202 241H203V238H202ZM209 241H211V240H209ZM185 242V241H184ZM187 242V241H186ZM204 242V241H203ZM205 242L207 243V241L205 240ZM214 243L216 242V240H214L213 241ZM222 242V241H221ZM63 243V242H62ZM64 243V244H65ZM190 243V242H189ZM192 243V242H191ZM2 244V243H1ZM54 244H55V242H54ZM58 244V243H57ZM196 244V243H195ZM211 244V243H210ZM222 244L220 245V246H222ZM226 244V243H225ZM62 245V244H61ZM69 245V246H70ZM181 245V244H180ZM204 245V244H203ZM215 245V244H214ZM217 245V244H216ZM66 246H68V245H66ZM70 246V247H71ZM195 246V245H194ZM199 246V245H198ZM205 246V245H204ZM1 247V246H0ZM54 247H55V245H54ZM57 247V246H56ZM63 246H61V248H62ZM187 246H185V248H186ZM197 247V246H196ZM195 247V248H196ZM58 248H59V246H58ZM57 248V249H58ZM60 248V249H61ZM170 248H172V249H170ZM190 248V247H189ZM201 248V247H200ZM204 248H206V247H204ZM1 249V248H0ZM55 249V248H54ZM62 249H65V247L64 248H62ZM61 249V250H62ZM71 249V248H70ZM182 249V248H181ZM187 249V248H186ZM202 249V248H201ZM66 250V249H65ZM68 250V249H67ZM73 250H75V249H73ZM73 250H70V254L72 253V254H74L73 253ZM79 249L77 250L78 251V253L80 252L81 254L80 255H86V254H82V252L80 251ZM190 250V249H189ZM206 250V249H205ZM208 250V249H207ZM206 250V251H207ZM56 251V250H55ZM72 251V252H71ZM180 251V250H179ZM186 251V250H185ZM204 251V250H203ZM58 252V251H57ZM63 252H66V251H63ZM69 252V251H68ZM75 252V251H74ZM3 253V252H2ZM190 253V255H191V251L189 252ZM193 253V252H192ZM226 254L227 256L225 257V258H222L221 256H224L223 254ZM60 254H62V253H60L59 252V255ZM68 254V253H67ZM67 254H66V256H67ZM182 254V253H181ZM180 254V255H181ZM185 254V253H184ZM188 254V253H187ZM206 254V253H205ZM58 255V256H59ZM62 255H64V253L62 254ZM69 255V254H68ZM189 255V254H188ZM73 256V255H72ZM76 256H79V255H77L76 254ZM76 256H74L75 258H76ZM182 256V255H181ZM192 256H194V255H192ZM7 257H8V255H7ZM61 257V256H60ZM59 257V258H60ZM63 257V256H62ZM69 257H71V256H69ZM82 257V256H81ZM191 257V256H190ZM199 257V256H198ZM202 257V256H201ZM65 258V257H64ZM73 258V257H72ZM85 258V257H84ZM197 258V257H196ZM63 259V258H62ZM79 259H80V256H79ZM191 259V258H190ZM189 259V260H190ZM193 259V258H192ZM56 260H58V259H56ZM64 260V259H63ZM67 260V259H66ZM66 260H64V261H66ZM71 260V259H70ZM75 260V259H74ZM76 260H78L77 258H76ZM179 260V261H178ZM194 260V259H193ZM1 261V260H0ZM68 261V260H67ZM82 261V260H81ZM183 261V260H182ZM195 262H197L196 260H194ZM57 262V261H56ZM63 261H61L60 263L61 264H63L62 263ZM72 262H73V259H72ZM76 262V261H75ZM181 262V261H180ZM195 262H193V263H195ZM200 262V261H199ZM204 262V263H203ZM58 264H59V262H57ZM81 263V262H80ZM79 263V264H80ZM81 263V264H82ZM188 263V262H187ZM181 264H183V262L181 263ZM186 264V263H185Z\"/></svg>","mask_w":264,"mask_h":264},{"label":"built area","instance_id":"3","mask_svg":"<svg viewBox=\"0 0 264 264\" xmlns=\"http://www.w3.org/2000/svg\"><path fill=\"white\" fill-rule=\"evenodd\" d=\"M22 5H14L13 0H0V41L4 43L11 42L14 35L20 33L22 29L24 16ZM17 48H22L23 42L21 37H17Z\"/></svg>","mask_w":264,"mask_h":264}]
</instances>
